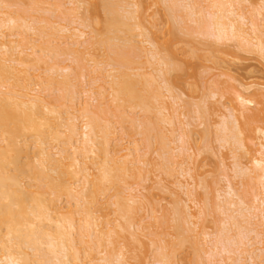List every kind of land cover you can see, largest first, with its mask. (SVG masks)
Masks as SVG:
<instances>
[{
    "label": "bare ground",
    "instance_id": "6f19581e",
    "mask_svg": "<svg viewBox=\"0 0 264 264\" xmlns=\"http://www.w3.org/2000/svg\"><path fill=\"white\" fill-rule=\"evenodd\" d=\"M12 1L13 0H11V1L10 0H0V264H133L134 259H135L134 264L135 263L141 264L144 261V259H145V263H146L147 262L146 259L149 257V254L140 253L141 251L139 250L141 248V246L144 248V246H145V244L143 242L144 240L142 241L144 246L143 245L135 246L141 240V239L139 240L138 236L143 237L142 235H139V234H144L142 232L140 233V231H139V230H141L140 227L149 225V224H146V225L140 226L139 222H142L143 219H141V221H138L139 225L135 222V220L139 216L141 217L144 214L143 216L145 217V212L143 211V209H144L143 205L144 204H142V200L139 199L140 196H138V197L136 196L138 193V192L136 193V191H135L136 190L135 188L137 187V185L135 186V188L133 187L136 195H134L135 193L131 192L133 194V196L129 194L130 193L129 191L133 190V189L129 190V187L127 189H125V190H128V193H127V191H124V194H126V195L129 194L126 197V196H123V193L119 190V188H121V190H122V188H123L122 185H124L123 183H125L127 185L128 181L132 180V179L134 180L135 177L137 179V182H134L135 180L134 181L132 180V183L134 182L133 183L134 185L136 183V184H138L139 187H141V185L138 183V177L136 174V170L137 171L139 170L141 172L143 170H145L144 167H145L147 156L149 155L150 150L156 149V148L149 146V144L152 145V143H153V142L151 143L152 139H150V137L153 135V133L156 130L155 134L157 135V137L159 136V138L157 139V137H156L154 139L155 140L157 139V141H158L161 138V134H163V133L160 130V125H158L159 128L158 127L156 128L155 125H157L158 123L163 124V122H164V119L162 121V117L164 116V115H162L163 111L161 113H159L157 103L154 102V101L158 100V99L154 100L156 93L155 92H153L154 94L152 93V90L156 85L154 87L152 86L153 82L155 83V80L152 82L153 78L150 77L152 75H150L149 72L154 71L152 73L154 76V73L156 71L158 72V69L156 70L154 68L156 63L158 64L157 65L158 68H161L159 66H162V68H161L162 71H160L161 73H159L158 75H159V77H162L164 75L163 76L164 78L163 79L161 78V80L163 81L166 79L165 83H166V85H168L169 82L167 79H169L170 76L168 77L167 74L168 73L170 74L172 70H175L171 66V65H174V63H170V58L165 56V53L164 54L161 53V52H164L163 51L164 49H163V47H161L162 49L159 47L160 46L159 42H158V44L156 42L154 43L153 42L154 39L153 40L151 39L152 35L148 33V31H147L148 29L144 24L145 17L141 18V16L138 15L139 13H137V12H140V11H138L140 9L139 8L140 6L138 7V5H140V4L137 5L138 2H135L136 7L138 8V10H136L137 8H135V9L133 8L135 4L134 5L132 4V3H134V1L131 2L130 0H125L124 1L125 3L131 2L129 4L133 5L131 8L133 11L130 12L131 9L129 7H127L128 9H126V10L122 9L123 11H125V12H122L123 13L122 14V13H120V10H119L120 8H119L118 4L122 1V3H121L122 6H120V7H124L125 5L123 6V4H124L123 0H121V1L118 0V1H120L119 3H116L115 2L116 0L115 1L103 0L102 10H105L103 15L106 16L105 23H104L105 24V30L103 31L104 35L102 36L100 34H97L99 32L98 31L95 34L90 35L91 37L89 39H85L84 41L82 40V42H81L80 39L75 38V36L78 37V32H79L80 37H82L84 34L87 33L86 30L82 27L86 28L89 23L91 25H94V24L98 25L96 22H98V20L100 21V19H98L95 22L94 21L95 19L91 18L92 14H90L91 17H89V16L83 17L84 13L81 16L80 12H81V9L84 8L83 7L84 5L80 6L81 7V9H80L78 7V5L74 4L73 8L75 7V9H78V8L80 9V12H79L80 17H76V18H74V20L72 19V17L71 18L69 17L70 20L68 19L67 21H64V17L66 19L67 15L65 16L64 14L59 13V12H61V10L59 8L62 7L63 4L61 5V2L63 0L62 1L57 0V2H56L57 5H56V3H54L56 0L53 1V3H51V4H49L50 0H47V1H49L48 4L45 2V0L44 1L43 0H29L30 2L27 0L28 2L27 1L26 2L32 4L31 6L33 8V9L32 8L29 9L27 6L28 10H27V8L25 10L24 9L25 7L24 8L22 7L21 9H19L20 7H18L19 5H17L16 3H13V4L14 5L16 4L18 9H16L17 7L15 6L16 7L15 8L14 5H13V8H15V9H11V6H12L11 2ZM20 1L22 3L23 0H20ZM58 1H59L60 5L58 4ZM71 1L74 2V0H71ZM76 1L78 2V0H75V2ZM99 1H101V0H99ZM158 1L162 2V0H158ZM164 1H165L164 4L166 6V3L168 2V0H164ZM170 1H172V3L171 2L167 3L168 7H169V4H172V5L177 4L176 2H178L179 0H170ZM182 1L184 2V0H182ZM190 1L191 0H189V4H191V5H189V4H187V5H189L188 7L189 8L191 7V9H190V11L188 9H186V11L189 12V14L192 18L193 17L195 18L196 22H198V25H197V23H195L196 25H194V24L193 25L199 26L198 27L199 30L201 29L199 31V30H197L198 29L197 27L195 28L194 26H191L192 28L194 27L195 30L192 29L191 27L188 28L190 33L192 31V34H193V32L196 30L199 32L202 31L206 34L208 33L209 35L213 34V36H214L213 38L216 39V37H218V38H221V40L224 39V37L227 38L230 35H232V36H230V38L231 37H233V38L237 37V40H240L239 41L240 43H242L244 41L247 43V45H250V44L253 46L255 45L254 47H256L259 50V52H261V54H263V52H264V37H263V35H261V31L263 34V30H261L262 28L259 27L261 24L258 26L259 23L258 22H257L258 24L255 23V20H254L255 18L252 19V16L250 17L253 10L256 12L255 6L252 5L253 9L250 8L251 7L250 5L254 4L253 1H251V0H205V1L200 0L202 2L208 1V3H206V5L208 4V6L205 8L209 9L208 11H209L211 18H209V14L206 11H204V12H206L208 14V16H206V17L202 16L203 10H206V9H204L203 6H201L202 2L199 3V0H196L195 2H198L199 5H195L196 3H194V6H193L194 0L192 1V3H190ZM26 2H24L21 5H28ZM80 2H81V0H79V4L81 5ZM82 2H83V0H82ZM96 2L94 3V1H93L94 6L96 5ZM183 2H181V3H183ZM186 2L188 3V1H186ZM86 3H87V1H85V4ZM128 3H127V5H129ZM43 4H45V6ZM88 4H86V5H88ZM52 5L55 6V10L53 8H51ZM172 5H170L171 7H169L172 11L170 9H169V11L171 12L172 17H174V19H175L176 15L174 16V12H175L174 9H176L179 4H177V6L174 5V6H176L175 8H172L173 7ZM203 5H205V3ZM259 5H262V4H259ZM259 5H258L259 8L257 9L258 10L257 13L258 12L260 13V11L264 8V7L261 8ZM76 6H77V8H76ZM91 6H93V5L91 4ZM182 6H183V4H182ZM95 7H97V6H95ZM183 7H185V6H183ZM125 8H126V6H125ZM56 9L60 10L58 12L60 14V16L61 15L64 16V17L61 16V18H60L61 20L63 19L62 23L55 22L56 19L52 20L54 16L58 15V14H56V15L54 14V13H56L55 12ZM65 9H67V8L65 7ZM86 9H87V12L89 15V11H91V10L88 7H86ZM141 9H142V7H141ZM93 10L95 12L97 10V8H94ZM127 10H130V11L128 12ZM166 10H167V6H166ZM181 10H183V8ZM48 11L54 12V13L51 12L52 16H53L52 19L50 18L51 14L48 17V14H49ZM99 11H100V9H99ZM126 11H127V13H126ZM44 12H45V14L47 12V16H45V14L44 15L42 14ZM67 12H68V10H67ZM67 12L65 11L64 13L67 14ZM75 12H76V10H75ZM94 12H93V15H94ZM134 12H136V15ZM178 12H179V10L177 11V15H179ZM250 12H251V14H250ZM255 12H253L254 16H255ZM105 13H106V15H105ZM124 13H126V14H124ZM129 13H132V14H129ZM143 13H145V12L144 11L142 12V10H141V14H143ZM263 13H264V11L261 12L260 15H262ZM166 14H168V13H166ZM186 14H188V13L186 12ZM203 14L205 15V13H203ZM95 15H96V13H95ZM188 15L186 17L184 15V18H187ZM58 16H56V17L58 18ZM74 16H77V15H74V13H73V17ZM98 16H99V18L101 17V15H99V14H98ZM143 16H145V14H143ZM258 17H259V14H258ZM260 17H263V16H260ZM90 18H91V20H93L92 23L90 22L91 21ZM96 18H98V17H96ZM177 18L180 20V21L178 20V23L181 26L182 25L181 22L184 23L183 22L184 18H183V16L181 17V15H179V17H177ZM205 18L208 20H206ZM60 19H59V21H61ZM101 19H102V17H101ZM172 19L173 18H171V21H172ZM182 19H183V21H182ZM78 20H79V22H78ZM57 21H58V19H57ZM86 21L89 23L87 24ZM103 22L101 21V24L99 23V25L102 26ZM175 22L178 25L176 19H175ZM188 22H187V24H188ZM192 22H193V20H192ZM55 23H57L56 29L57 30L59 29V31H61V33L59 31H57V33H53V31H52V33L55 35L59 33L57 35V37L55 36L56 38H58V36H59V39H60V37H63V38L66 37L64 39L66 41H67V38L68 39L71 38V39H69V41L71 40L70 43L73 46L69 43V41H67L66 45L70 44L71 46L68 45L69 49L66 48L68 50H66L67 54L66 53L65 54L68 56H71L72 59L74 58L75 59V60H73L74 63H77V62H75L76 60L79 61V59H78V57H76L75 53H77L79 50L81 51L82 48H83V50L86 49L84 46H87V47H89V45L92 47L94 46L93 47L94 50L92 49V47H91L92 50L90 48H89L90 50L87 48L89 51L86 50L87 54L89 52V54H90L89 56H92V60L88 59L89 56H86V60L88 59L87 60L88 62H86V61L83 62L82 64H84V66H82V67H85V63H86V66L90 65L91 63L90 64H88V63H89V60H91L98 67L97 71L98 72L102 71V73H100V74H102V75L104 74V75H103V77H102V75H100V76L97 75L96 78L95 77L92 78L93 76L90 78L89 74H91V70H88V68H90V67L89 66H87L88 68L85 67L88 72L90 71V73L89 74H86V72L84 74L82 73L84 77L88 76L85 78L87 84H85L86 86L84 87L85 89L83 90L85 92V94H87V96H85V98L82 97L83 99H86L88 97V99H86L85 101L83 100L84 103H83V101L81 102L82 98L75 97V96H78V95H76V93L74 94V96L72 95L71 92H70L71 95L69 93L70 96H68L66 94V92L69 91L68 88H66V87L67 86L69 87V85L72 82L73 83L75 81H76L75 83L78 82L77 79L75 80L74 76L79 79V82H81L80 76H82V74L80 76H76L75 75L77 73L76 69H74V70H76L75 74L71 73V71H73L72 65L70 66L69 63L67 65H64V64L62 65L61 61H63V60H61L60 57L58 60L59 51H60V56H61V53L63 51V48H62V47H64V46H62L63 43L61 41V43L59 44V41H58L59 39H57V41H58V43L56 42L57 43L56 46H58V48H57L55 45H53V43H55V40H54V42L52 43V45L54 46L53 47L51 45V39H53V38L56 39V38L54 37V35H53V38H51L52 35L49 36V33H48L51 30H53L51 28H54ZM75 24H76V26H72ZM169 24H171V23H169ZM187 24H184V25L186 26ZM249 24H251V26L253 27V28L248 27L249 30H250V28L253 30V31L250 30V31H252V33L249 30H247V28L245 27L246 25L249 26ZM91 25H89L88 27H91ZM262 27H263V25H262ZM136 28L139 29V30H137V31H139V32H137L138 36H142V37L147 38L145 40L143 38L144 41L151 43L150 40H152L153 44L157 45V46H154L153 44L152 45L150 44L151 47L152 46L156 47L154 49L155 51L149 49L151 51H154V52H152V53H154L152 55V57L154 56L152 69L153 68L155 69V70H152V71H149L146 73V74L149 73V75H150V76L148 75L149 76L148 78H149V80L151 79L150 81L152 83L150 85H149V83L147 84L148 80L145 82L147 76H146L145 72L143 73V71H145V69H143V67H142V66H144V68H146L145 65H143V63H142L141 64L142 66L140 67L141 68L140 69L138 65H140L139 63H141V62H137L138 60L143 58V56H142V58H139L138 56L142 55L143 54L142 52H145V53L147 52V49L145 46V44H147V43L144 42V44H142V45H144L145 48H143L144 47L143 46L142 49H140V50L138 49L139 48L138 46L132 45L134 47V49H135V47H136V49H138L137 52L139 51L142 53V54L141 53L139 54V52H138L137 53L138 55L136 53H134L136 50L133 52V49H132L133 47L129 43V41L131 42V40L128 37H129L130 33L133 32L134 29H136ZM172 28L174 29V27L171 24V31H172ZM259 28H261V29H259ZM94 29L96 30L95 26H94ZM101 29H103V28H100V29L98 28V30H101ZM176 29H178V28H176ZM184 29H187V28L184 27ZM190 29H192V30L190 31ZM29 30L32 31V33H33V31L37 32L36 34L34 33V35L36 36L38 34L39 37L37 38V36H36L35 37L36 39L35 38H34V40L31 39V37L33 38L34 35L32 36V34H31V37H30L29 36L30 34L29 35L27 34V32H29ZM89 30L91 31L90 28L88 29V31ZM95 30L93 31V33L96 32ZM178 30H180V32H182L181 28H179ZM175 31L176 30H174L172 32L175 33ZM54 32H55V30H54ZM64 32H65V34H63L64 36H61L60 34H62ZM68 32H70V33L66 34ZM103 32H102V34H103ZM121 32H123L124 35L126 32L128 37L127 36L122 37V35H120V34H123V33H121ZM135 32H136V30H135ZM188 33L186 32L185 34L188 35ZM204 33H202V34H204ZM90 34H91V32H90ZM132 34H134V33H131V35ZM192 34H191V36H192ZM199 34H195V35H199ZM73 36L77 40L73 41ZM200 36H202V35H200ZM202 37H204L203 39L205 40L206 38H208V35L206 38H205V36H202ZM83 38H86V36ZM209 38H211V37H209ZM134 40H135V38H134ZM189 40H190V38H189ZM254 40H256V42H254ZM66 41L64 43H66ZM115 41H117V42L115 43ZM119 41L120 42L122 41V43H119ZM191 41H189V42L191 43ZM213 41H214V39H213ZM135 42H133V43L131 42V43L134 44ZM216 42H219V41H217V39H216ZM77 44L78 45L83 44L82 46H80L82 48L79 50L76 49ZM198 44H199V41H198ZM59 45L62 46L61 47L62 50L60 49ZM102 45H105L107 47L105 49V51L107 50L111 54V55H109V57L107 56L108 62H106L104 59V57H106V56L103 57V61H102V58L99 59L98 55L99 56L103 55V54L100 55L101 51H99L100 53H98V54L96 53V51L98 52L97 49L102 50L101 47L104 48V46H102ZM138 45H140V44H138ZM74 46H75V48H72ZM95 46L96 47L98 46L99 48H96ZM211 46H213V45H211ZM95 48H96V50H95ZM129 49H131V50H129ZM86 51H82V55L80 56V59L84 54L83 52H86ZM131 51L133 52L132 54L137 55V56L133 55V57L134 56L136 57V60L139 58L136 61L138 64L135 62V59H131V57H132V56L130 57V55H132ZM148 54H149V51L146 55H148ZM63 55H64V53H63ZM63 55L61 57H63ZM105 55H106V52H105ZM192 55L194 57V54H192ZM68 58H70V57H67V61L71 59V58L70 59H68ZM168 58H169V61H168ZM63 59L66 63V60H65L66 58L63 57ZM132 61L135 62L136 64H134ZM80 62L81 61H79V63H77V65H79ZM104 62L107 63L106 69H109L108 67L112 66V69L106 70V74L104 73L105 71H103L104 70L103 67H105L103 65ZM109 62H111V63H109ZM150 62H148V63L150 64ZM171 62H172V60H171ZM74 63H71V64H74ZM101 63H102L103 67H100ZM145 63L148 65V63L146 61H145ZM151 64H152V62H151ZM95 65H93V67ZM134 65H137V66L134 67ZM131 66L134 67V69L132 68V70H130ZM136 67L139 70L138 69L135 70ZM178 67H180V66H178ZM75 68H78V66ZM123 68H127L128 70L127 69L126 70L129 71V73ZM41 69L43 70V72H41ZM148 69H149V66H148ZM170 69H171V71H170ZM79 70L82 71L81 68ZM84 70L85 69H83V71ZM94 70H96V68ZM176 70H177V67H176ZM133 71L134 72L136 71V73H137V71L140 72L141 77H143L142 78L143 81H142V79H141V81L145 82V85H143L144 83L141 84V82L139 80L140 77L137 78L138 75H135V73H133ZM44 72H45V74H44ZM157 72L155 75H157ZM172 73H173V71H172ZM172 73H171V75H172ZM71 74H73V77H71L72 76ZM160 74H161V76H160ZM155 77L156 76H154V78ZM73 78L75 81L73 80ZM87 78H89V80H87ZM157 78L158 77H156V79ZM81 80H84V78H81ZM98 81L99 82L103 81L106 84L108 82V84H110V85H109V87H107L108 85L106 86L104 83L98 84ZM79 82H78V84H80ZM222 84H223V82H222ZM216 85H217V83H216ZM258 85H260V84H258ZM74 86H72V89H71V87L69 89L73 90V87H74V90H75L77 85L74 84ZM80 86H81V84H80ZM80 86H78V87H80ZM82 86H83V83H82ZM82 86H81V90H82ZM157 86L155 87V89L157 88ZM165 86H164V89H165ZM220 86H222V85H220ZM261 86H262V88L264 87L263 85H261ZM241 87H242L243 91L239 89L237 91L235 90L236 92H238L237 94H235L233 92L236 95L234 97L237 98L236 99L237 103H235V101H232V100H234V98L231 99V103H233V104L235 103V106L233 107L232 111L235 109L234 111H236L235 112L236 115L240 112H241L240 115H243V114L247 115L246 118H248L249 120H247L245 117L244 118H245V120H247L249 122H246V121L242 122L243 118L241 119L242 123L241 122L239 123L237 121H233V123L236 124L235 126L233 124V126L236 127V128H234L233 126H231L229 123H227L225 121L222 124V122L224 120L223 119L220 122L223 125L222 128H224V129H221V130H223V132L225 131L228 133L227 134L225 133V135H223L224 137L222 135L221 136L217 135V136L221 137V139L224 138L225 139L224 141H227V142H225L226 144L227 143L229 144L230 140H232L231 141L232 144H229L230 146L232 145L231 146L232 148L235 146V145L233 146V144H235V143L238 145L239 144L242 145L244 143L243 142V138H244L243 135H245V132H246V134L249 135L250 130H251V135L250 136L245 135V139L250 140L251 136H253V138L258 137V135L257 136L253 135L254 133H252V132L254 130L255 131L260 130L259 133H262L261 135H263V137H264V127H262V126H260V124H258L260 127H262V128H258L257 126L255 127V124H253L255 127V129H253V131H252L253 126L251 127V125H252L251 122L252 123H254L255 121L256 122H263V120L258 121V118L255 117L253 114L256 113L255 115H258L257 111H259L262 114L264 113V91L262 92L261 87L259 89L257 88V90L256 89H255V91L253 90V94H252L253 97H252V95H250L251 93L249 95H246V93H244V90L248 92L252 88L251 85L249 86L248 84L246 85L244 83V84H241ZM167 88H168V91L171 93V97L174 98L175 100L174 99L173 100L176 101V103H177L178 102L177 99H179V96L177 94H176V96L174 95V93H173L174 88L172 90V85L167 86ZM211 88H212V86H211ZM160 89H161V87L159 88V86H158L157 90L159 93H160ZM215 89H216V87H215ZM65 90H66V92L62 93ZM74 90H73V93H74ZM224 90H227V88H224ZM55 91H59L60 93L57 92L58 94H55L54 93ZM76 91H77V88H76L75 92ZM83 91H80V92H83ZM162 91L163 90H161V93H162ZM227 91H230V90H227ZM209 92H211V91H208V93ZM213 92H214V90H213ZM216 92L217 93L219 92L218 86H217ZM159 93H157V94H159ZM211 93H209L207 95H209V96H212V94H213V96L216 95V93L215 94L214 93L211 94ZM221 93H223V92L221 91ZM221 93H219L220 96L222 95ZM224 93L227 94L226 92H224ZM78 94H79V97L82 96V95L80 96V94H82V93H78ZM161 95L162 94H160V96ZM108 96H112V97H108ZM163 96H164V99H166L165 94H163ZM163 96H161V97L163 98ZM106 97L110 98L107 102L109 105V110L106 107L107 111L105 108L106 104H101V103L105 102ZM156 97H158V96H156ZM158 98L161 99L160 97H158ZM65 99H67V100H65ZM75 99H76V101H75ZM78 99L79 100L81 99L80 102L77 101ZM164 99H162V100L166 101ZM92 101H93V103H96V101H97L96 109H93V107L92 108L90 107V103ZM109 101H110V103H112V106H114V109H113L114 111L115 110L117 111V109H120L123 107L125 109L126 106L131 107V109L132 108L135 109V107H137V109H138L140 107L139 109L141 111H144V113L146 115V113H150V111L152 112V110H154V111L156 110V113L155 112H152V113L155 115L157 114L156 116H158V117L156 119L155 118H153V119H155L156 122H158V123H155V121H150V119L146 123L147 117L145 118V115H144L143 120L140 117L142 120L141 121L142 124H140V127L143 128V129L140 128V131L143 134V135H141L142 136L141 140L143 141L145 138L144 141H146V145H147V148H146L147 149L146 150L147 156L145 155V152L143 151L144 152L143 154L146 158V159L144 158L145 159L144 161H142L143 160V156H142L143 154H142V151H140L141 149H139V147L138 148L134 147V144H136V143H134L135 139H133V137H132L133 133H131L132 134L131 138L133 139L132 142L134 143L133 147L135 148V150L134 149H132V150H134V152L136 151L138 153L140 151V155L142 154L141 155L142 157H140V155L136 152H135L136 153L135 154L131 150V148H130L131 146H127V145H129V143L131 141H129L126 146L123 145L125 143V142H123V140H125L124 137H126V134H128L129 128L131 131L133 125L135 127V124L138 121H140V119L138 121H136V123H135L133 121L131 122V120L129 118L128 119V120H130V123H129L126 116L124 115L125 113H127V107H126L125 113H123V115L125 116V119H124V117L121 114L122 113L121 110H119V111H121L119 113L114 112V111L112 112V110H110V107L112 108V106L110 105ZM163 101H162V103H160L161 104L160 107H162V108L159 107L160 108L159 111H161V109L163 110V108L166 107V106H163V105H166L165 102L163 104ZM220 102L221 101H219V103ZM219 103H218V107H220ZM158 104H159V100H158ZM172 104H175V103H171V107H170L169 112L174 109L172 107ZM178 104H180V103H177V105ZM253 104H254V106L257 104V106H255L256 108H254L256 112H254ZM101 105H102L104 111L101 110L102 113L100 112L101 114H99L98 109H102V108H100ZM225 105L227 106L226 103H224V105L222 104L221 106L223 107ZM91 106H92V103H91ZM169 106H170V104H169ZM204 106H206V103ZM258 106L259 107L261 106V107L259 108ZM94 107H95V105H94ZM198 107H197V109H198ZM201 107H202V105H201ZM175 108H178V110H179L178 106H176ZM224 108H226V107H224ZM250 108H252L253 112H254V113L250 114V118L252 117L251 115H253V117L257 118V120H254L253 117L251 119L249 118L248 113H250V111H251ZM124 109H123V111H124ZM202 109H203V107L201 108V110ZM189 110L191 111V109H189ZM230 110H231V108H230ZM109 111L112 112V113H110V115L108 113ZM134 111L136 112V110H134ZM193 111H194V108H192V113H193ZM199 111L200 110H197V114H199ZM204 111H205L204 109L202 111H200L201 114L198 115V116H200V119H198V120H201V118H203V117H205L204 120L207 119L206 118L207 116H206ZM219 111H221V110L219 109ZM247 111H249V112L247 113ZM103 112L105 113L103 115L104 117L102 116ZM195 112H196V108H195ZM203 112H204L205 116L203 115V117H201ZM114 113H115L114 117L117 116V113H118V115L120 114V116H122L121 121H119L120 116H118L117 119H115L116 118L115 117L114 118L115 120H118L119 122H122L123 119L125 120V121L123 120V123H122L123 126L121 125L122 128L120 126V129L124 130L123 133H125V130L127 129V128L125 129V126H124V122H126V120H127V122H126L127 124L128 123H129V125H131V123H133V124H132V127L131 126L128 127V131L126 130L127 133H125L124 137H123V133L121 134L122 131L120 132L121 136H120V134H119V136L123 137V139L118 138L119 137V136H117L118 134L114 135V136L112 135L113 138H115L116 136H117V138L114 140V143H112L110 146V143L113 142L112 141L113 139L112 138H111L112 140L110 139V137H112V136H110V134L112 132H113L112 134H114V133L116 134V131H115L116 128H114V124H113L114 121L112 122V118H113L112 114H114ZM131 113H132V110H131ZM134 113H133V115H136ZM176 113H177V109H176ZM176 113H175V115H176ZM129 114H130V112L128 113V115ZM158 114H160V115H158ZM163 114L166 115L165 112ZM193 114H195V113H193ZM232 114L234 115V112H232ZM262 114L261 115L259 114L260 116H258V117L259 118L261 116L264 117V115H262ZM105 115H109L110 117L112 115V118L110 119V121L113 125H111L110 123H109L110 125H108V124L102 125L103 123L101 124L102 121L103 122H104V120L106 121ZM133 115H129V116H133ZM230 115H231V113L229 114L228 117H230V118L232 117L231 119H233V115L232 116H230ZM101 116H102V118L100 119ZM109 116H107V118ZM223 116H225V115H223ZM223 116H222V118H223ZM136 117L134 118L135 120H136ZM170 117L172 118V115ZM176 117H177V115H176ZM192 117H194V116H192ZM238 117H239V114H238ZM103 118H104V120H103ZM148 118H150V114H149ZM158 118H161V119H158ZM166 118L167 117L165 116V119ZM173 118L176 119L175 116ZM224 118H226V117H224ZM144 119H145V121H144ZM170 119H168V122H166V123H169V121H171V124H172L174 122V120L172 122V120H170ZM78 120H80V122ZM177 120H176V123H177ZM77 121L79 123H82L81 127H79L80 124L78 125ZM108 122H109V119H108ZM108 122H106V123H108ZM150 122H151V124H150ZM217 122H219V121L217 120ZM116 123L118 125V122H116ZM196 123H197V121H196ZM199 123H202V122H199ZM210 123H211V121H210ZM212 123H213V125H216V124H214V120ZM237 123H239V125H237ZM246 123L251 124V125L247 124L248 126H250L249 133H247V131H246V129L247 130L249 129V127L246 126ZM221 124L219 127H221ZM119 125H120V123H119ZM174 125H173V127H174ZM177 125H178V128L183 126V125L179 126L178 123H177ZM187 125H188V123H187ZM192 125H194V124H192ZM213 125L211 127H213ZM229 125H230V127H229ZM262 125L264 126V124H262ZM162 126L164 127V124ZM162 126H161V129H162ZM151 127H152V129H151ZM153 127H155L154 130H153ZM208 127H209V125H208ZM208 127H206V128H208ZM243 127L246 128L244 133L241 132V129H243ZM137 128H138V126L136 125V129H133V130L137 131ZM238 128H239V130L236 131L235 129H238ZM110 129H112V132ZM158 129L161 132H158L159 131ZM182 129H181V131H182ZM184 129H185V127H184ZM151 130L153 131V133ZM176 130H177V128H176ZM186 130H187V128H186ZM205 130H207V129H205ZM205 130H204V132H205ZM140 131L138 132L139 134L141 133ZM184 131H182V132H184ZM190 131H191V129L188 130V132H190ZM209 131H212V130H209ZM217 131L215 132L216 134H218ZM242 131H244V129ZM149 132L152 134L151 136L149 135ZM206 132H208V131H206ZM159 133H161V134L159 135ZM213 133H214V130H213ZM242 133H243V135H241ZM139 134H138V136H140ZM212 134H211V137H212ZM219 134H221V133H219ZM208 135L204 134L203 138L205 139V136L207 137ZM127 136H129V135H127ZM135 136H137V135H135ZM217 136L215 135V139L217 138ZM240 136L241 137L243 136L242 140H239V139H241V138H239ZM219 137H218V140H221V139H219ZM247 137H249V138H247ZM129 138H130V136H129ZM129 138H127V139H129ZM146 138L148 140H146ZM167 138L168 137L166 136L165 140ZM132 139H130V140H132ZM180 139H182L181 141L184 143V142H188L191 139V137L188 133L186 134L184 132L181 134ZM139 140H137V142ZM155 140H153L154 143H159V145L160 144L162 145L164 143V142L161 143L162 139H160V142H157V141L155 142ZM254 140H251V143ZM144 141H143V143H144ZM148 141H149V144H148ZM171 141H172V139L170 140V143H169L166 140L165 141L166 144L165 143L164 144L165 145L168 144V146H169L171 144ZM181 141H179V142H181ZM222 141L223 140H221L220 142H222ZM139 142H138V144L141 145V142L140 143ZM138 144H136V146H138ZM184 144H183V147H185ZM245 144L240 146V148L235 147L236 151L234 148H233L234 150L232 148H230V146L228 149L230 151L231 150L235 151V153L237 152V156H238V152L240 153V150L237 151L238 148L241 149V147H243ZM247 144H249V143L247 142ZM260 144H261L260 148L255 147L257 150L256 152H258V154L255 152L256 154L254 153L250 157V162H249V163H251L250 165L253 164L255 166L254 169L250 170L251 176H250V173L247 171L249 169L246 167H243L241 165L242 162L240 160L236 161V163H238L237 164L238 168H240L239 170H240L241 174H243L242 175L243 177L244 176L247 177V175H248L247 178H249V176H250L249 179L255 178L254 181H256V178H257L260 181L259 183H261L262 191L260 189V193L258 191L257 195L253 194L255 196V198H254V196H252V197L255 199L256 202L258 201V203L261 201L262 204H261V202L259 204L257 203L256 207L253 205V207H255V209H254L255 212H254V210L252 211V208H253L252 205H250L251 210H250L249 205H247V207H249V208H247L246 206H245V208L243 207L244 208L243 212H244V210L245 211L248 210V214L253 213L252 215L253 216L255 215L254 218H258L256 222L254 221V223H253L252 218L245 215V214H247L246 212L244 214L241 213V215H243V221H241L242 219L240 216L239 217L241 220H238V218H237V216L240 212L238 209L240 207H238V205H240L241 203H243L242 206L247 204L245 202L247 200V199L245 200L246 196L244 197V195L246 194V192L244 193V191L246 189L244 187L246 186L247 183L245 184V182L244 183L241 182L242 185L245 184V186L243 187L244 189L241 187V189H243V193H242L241 189H239V186L241 185L240 183H239L240 185L238 186L237 184H235L230 179H229L230 183L228 182V185H229L228 189H227L228 192L226 193L228 195H227V198L225 200L227 203L226 206L228 209H232L233 211H238V213L235 214V216H234V215L230 214L231 212H232V214H234V212L229 211L230 217L228 219V222H229V220H231L230 221L231 224L229 222L228 225H231V227L232 226L233 227L232 228L229 227L228 229L226 227L225 230H227V232H229L232 229V232H233V229H234L233 233L235 234V236H233V238L231 236L230 237L226 236V241H227V238L229 241L228 242L229 244L226 243L227 245L225 244L226 241H225L224 236L228 235V234L223 233V234H225L223 236L224 237L223 243L225 246L220 247V249L222 248L221 251L223 254L225 253L224 254L225 256H226V253L228 255L225 258L223 257L224 260L226 259V262H227V257H229V254L232 253V255H233L234 253H236V250H237L236 248L233 249L234 246L231 248V243H233L232 245L235 244L233 241L234 237L236 238L237 234L239 235V233H237V234L235 233V229L237 231L238 228L239 229L243 228L244 231L246 230L245 233L250 232V233H248V235L254 233L255 234L254 237H256V239L259 238L260 242L264 244V142L260 143ZM161 145L157 146V147H161ZM189 145H187V146H189ZM258 145L259 144H257V146ZM152 146H154V145H152ZM252 146H255V145L253 144ZM163 147H165L164 153H167L166 149H168V148H166V146H162L161 148H163ZM247 147H245V148H247ZM161 148H159V150H156L157 153L160 152L159 156H161V151H162ZM170 148H171V145L169 146V149ZM173 148H171L170 150H172ZM248 148H250V150H251V147H248ZM148 149H150L149 152H148ZM187 149H188V147H187ZM190 149H191V146H190ZM193 150H194V148H193ZM243 150L244 149H242L241 152ZM124 151H126V152H124ZM173 151H171V152H173ZM185 151H186V149H185ZM187 152H188V150H187ZM187 152H185V153H187ZM243 152H242V154H244V155H245V153H247L245 151H243ZM168 153H169V151H168ZM232 153L234 154V152H232ZM110 154H111V156H110ZM134 154H135V156H134ZM169 154H168V156H171V154L170 155ZM182 154H184V153H182ZM132 156L134 158L132 160L133 162L131 160L130 161L132 163L130 161H128L129 167H131V165L133 167V170L131 172V171H129L131 168L127 167L128 162H126V161L129 158L132 159L131 158ZM163 156H164V154L162 153L161 157H163ZM166 156H167V154H166ZM139 157L141 160L140 163H142V164L144 163L143 164L144 167L142 168V165L140 167L143 170H140L138 167H136L134 165V161L136 160L135 163H137V160H139L138 159ZM188 157H189V155H188ZM193 157H194V155H193ZM167 158L169 160V157H167ZM172 158H174V157L172 156ZM172 158H170V159H172ZM153 159H155V157ZM150 160L148 159L147 162L149 163ZM159 160H161V158ZM168 160L166 161L167 164L165 163V161L164 162L159 161V162L166 164L168 169L170 168V171H171V166L175 163L173 161H175L176 159L175 160L172 159V161L169 160L172 162V164ZM186 160L187 159H185V161ZM188 160H190V158H188ZM153 161L151 163L152 164V171H153L154 166H155L154 170H156V169L161 170L158 167H160V168H161V166L163 167V164L161 165V164H159V162L156 164V161H154L155 164H153ZM186 162H187L186 165H188V163H190L188 161H186ZM130 163H131V165H130ZM140 163L138 162L137 165L139 166ZM170 164H171V166H170ZM175 164H174V166H176ZM183 164H184V167H183ZM156 165H157V168H156ZM149 166L147 165V168ZM180 166H181L180 169L182 170V173L187 172V171L189 172L191 170L193 173H195L197 175L195 168L193 169V170H195V172H194L192 170V168H189V165L187 168V166H185L184 162H182V164H180ZM247 166L249 167V165H247ZM134 167H136L138 169L135 168L136 169L135 170ZM164 167L166 170L165 165H164ZM94 168L97 171L96 170L93 171ZM149 168H151V167H149ZM250 168H251V166H250ZM162 169H164V168H162ZM165 170H161V171L165 172ZM174 170H175V168L172 167L171 173L169 170H166V172L169 171L170 175L174 176V172H173ZM176 170H177V168H176ZM128 171L130 173L134 172L136 174L135 177H133L134 174H133V176L129 175L127 173ZM150 171H151L150 169L147 170L146 174H149V173L151 174ZM191 171L189 173H191ZM172 172H173V174H172ZM237 172L238 171H236V174H237ZM240 172H239V174H240ZM252 172H254L255 176H253ZM138 173H140V172H138ZM160 173H162V172H160ZM165 173H163V174H165ZM176 173L177 172H175V174ZM189 173H185V174L186 175L188 174V177H190V178L192 177L193 180H195V178H196L195 175H193V173H192L189 176ZM241 174L239 175L240 177H242ZM191 175H193V176H191ZM162 176H164V175H162ZM129 177L131 179H129ZM141 177H143V176H141ZM145 177L147 179V175ZM234 177H237V176H234ZM140 179H143V178H140ZM231 179H233V178H231ZM246 179L244 177V181ZM249 179H247V180H249ZM241 180H243V179L240 178V181ZM142 181L144 182V179ZM142 181L141 182L139 181V182L142 183ZM120 183H122V185H121L122 187L121 186L119 187ZM129 183L132 184L131 181H129ZM179 183H182V181L179 180ZM183 184L182 185L180 184L179 186H183ZM250 184H251V182H250ZM256 184H258V182ZM126 185L124 186L125 188H126ZM252 185L256 187V185H254L253 183H252ZM258 185L260 186V184H258ZM131 186H133V185H131ZM186 186H188V185H186ZM247 187H249V185H247ZM256 188H258V187H256ZM113 189H114V191H112ZM187 189H188V187H187ZM196 189L198 190V188L196 187V188H194L195 191L193 190V188L190 191H189V189L187 191L186 196L187 197L190 196L189 198L192 200L194 199L193 201H195V199H198L196 197L199 195V190L197 192ZM239 190H240V192H239ZM111 191H112V193H110ZM205 192L206 193H203V195H205L208 198V196L206 195L207 190ZM248 192H247V194H248ZM252 192L254 193V189H252ZM252 192H249L250 195ZM184 193H186V192L184 191ZM195 194L197 196H195ZM191 196L193 198H191ZM194 196H195V198H194ZM101 197L104 200V202H101L102 201ZM103 197H105V198H103ZM65 198L67 199V202H66L67 204L66 203L65 204L68 205L66 207H64V205H62L63 200H64V202L66 201ZM113 198H115V201L112 203L111 201L113 200ZM136 198H138L140 200V201L139 200L138 201H139V203H141L142 208H139V206H138V208H136V205H134L135 201L133 202V199L137 200ZM247 198L249 199V196ZM250 199H252V198L250 197ZM223 200L224 199H222V201ZM70 201H72V203ZM255 201H254V204H255ZM68 202H70V204ZM131 202H133V204ZM220 202L221 201L219 200V203ZM104 203H106V204H104ZM110 204H112V205L110 206ZM114 204L116 205L115 206L116 209L114 208V210H115L114 213L115 212L119 213L118 214L119 217H120V215L124 216V220H127V222H125L123 220V218L120 217L121 220H123L125 222L123 225L118 222V221H120V219L115 217L117 214H114L115 215L114 217L117 219L116 220L114 218V220L116 222H118L117 223L118 225L114 226L116 224V222L114 220H111V215L113 214V212H111V215H110V213H107V212L112 211V209H113L112 208L111 210H108V207H110V208L114 207ZM130 204L132 206H135V208H133L134 210L131 209L132 207ZM135 204H137V203H135ZM94 205H98V206L95 207ZM100 205L101 206L105 205V207H100ZM92 206H93V209H92ZM154 206L155 205L152 204L153 209H151L152 208L151 207L150 210H154L155 209ZM220 206L224 207V205H220ZM106 207H107V210H106ZM178 207H179V205H177L176 210L174 209L175 211L173 210V213L177 212V210L180 208V207L179 208ZM232 207H234L235 209ZM95 208H96V210H94ZM101 208H104V209L101 210ZM207 208H206V211L208 210ZM224 208H226V207H224ZM136 209H142L141 211L144 213L142 215H140L141 214L140 210L137 211ZM181 209H183V208L181 207ZM226 209H224V211H226ZM97 210L102 211V212L100 211L101 215H103L102 221L100 220V218H102V216H100V213H99V216H97V213H98ZM130 210H132V213L134 211L133 214H135L137 211V215L139 213V216H137V217L135 216L136 217V219H135V217H133V214L130 213L131 212ZM183 210H186V208ZM183 210H182V212H183ZM202 210H203L202 212H204V214L206 215L204 208ZM216 210H217V208H216ZM221 210H222V208H221ZM158 211L155 210L154 213L151 212V218L147 217L146 221H147V219L150 218L153 221L152 224H154V221H155V223H156V221L158 222L157 216H156V213ZM178 212H177V214L179 215L180 211H178ZM186 212L189 214V216L191 215L190 218L191 217L195 218L194 217L195 214L192 215L191 213H189L190 211H186ZM186 212H184V213H186ZM127 213H128L129 218L125 217L127 215ZM149 214H150V212H149ZM188 214H187V216H188ZM200 214H201V212H200ZM153 215L155 216L156 220L153 219L154 218ZM175 215H176V213H174L172 219L175 218ZM178 215H177V218H178ZM180 216H181V214L179 215V217ZM184 216L182 215V218ZM201 216L204 219L202 220V218H201L202 221H201L200 226L203 227L205 224H203L202 222H204V221L206 222V219H207L206 216L207 215L205 217L203 215H201ZM107 217H108V220L107 219L105 220V218H107ZM130 217H131V220H130ZM177 218H175L176 222H178ZM188 218L185 217V221ZM132 219H135V220L132 221ZM128 220L132 221V223L127 224ZM110 221H113L114 223L113 222L111 223ZM144 221H145V218H144ZM146 221H145V223H146ZM167 221H169V223H170V220H167ZM188 221H186L185 224H187ZM133 222H135L136 224H134ZM143 222H142V224H143ZM150 222H151V220H150ZM176 222H174L173 226L171 225V229H170V230H172L174 226H176V227L179 226V227H177V231L179 230L178 234H177V231H175V229L173 231L175 233H171L173 237L176 236L175 238H177V236L184 230V229L181 230V226L183 227L184 225L183 224L182 225H175ZM180 222H182V221H180ZM192 222H193V220H192ZM242 222H245L247 225H244L245 223H242ZM172 223H173V221H172ZM172 223H170V224H172ZM190 223H188V226ZM109 224L110 225L112 224L111 226H113V227H109L110 226ZM170 224L167 226H170ZM248 224H249V226H248ZM129 225L132 226V229H134V227H136L137 225H138L137 227H139V230H136V232L139 231V233L134 235V237H137L139 241L136 238L134 239V237L131 238L134 234V231L131 232L130 234L125 233V234H127L126 237L129 235V237L131 238L132 244L130 242V239L128 241L131 245H133L132 247H134V246L136 248H138V246L140 247L139 249H136V248L133 249L134 253L131 252L132 248L130 249V251L128 250L131 245L126 246V245H122V244H124V242L120 243L121 239H123V238H121L123 236V235H121V231H122L121 228H123L124 230L127 231ZM133 225H135V226L133 227ZM130 226H129V229H130ZM153 226H155V224L152 225V227ZM190 226H191V224H190ZM116 227H118V229ZM119 227H120V229H119ZM186 227H187V225L185 226V229H186ZM191 227H190V230H192ZM221 227H222V225L219 226V230H218L219 232H220ZM145 229H147V226L145 227ZM149 229H150V227H149ZM203 229L205 230V226L203 227ZM188 230H189V227H187V231H184V233L188 232ZM204 230L201 229V231H202L201 233L204 234V232L208 231V230H206V231H204ZM141 231H143V230H141ZM151 231L152 230H150V235H151ZM153 232H155V231H153ZM222 232H223V230L221 231V233ZM224 232H226V231H224ZM214 233L216 235L215 230H214ZM122 234H124V233H122ZM182 234H183V232H182ZM206 234L208 235V233H206ZM150 235H149V237L151 238ZM211 235H212V232H211ZM145 236H147V234ZM181 236H183V235L180 234L178 237H181ZM241 236L243 238L245 236V234L241 235ZM123 237H125V235ZM152 237L155 239V242H156V239L158 238L157 235L152 236ZM219 237H221V236H219ZM245 237H248V236H245ZM183 238H185V237L183 236ZM124 239H126V238H124ZM154 239H152L153 242H151L153 244H154ZM220 239H222V237ZM244 239L245 238H243V240ZM135 240H137L138 242L135 243ZM173 240L169 239L167 241V243L166 242L164 243V245L165 246L170 245L169 247L171 249L172 243H173V245L175 244ZM181 240H182V237H181ZM216 240H213V241H215V243H217L218 246L216 244H213V246L215 248H219V246H220L219 244L221 242H219V241L216 242ZM236 240H237V238H236ZM253 240H254V238H253ZM247 241H248V238H247ZM149 242L147 241L146 243H149ZM168 242H169V244H168ZM175 242L180 243V245H182V246L185 243V242L183 243V241H182L183 244H181V241L178 242V240H176V239H175ZM238 242H239V238H238ZM254 242H253V244L256 245V242L255 243ZM258 242H259V240H258ZM156 243L159 244V240ZM127 244H128V242H127ZM158 244H157V246L155 244L156 247L154 246L155 248H157V250H159L158 255L156 254V252H157L156 249H155L156 252L155 251L153 252V253H155L154 254L155 256L153 255L154 259L156 256H158L156 259L157 261L155 260V262H157L156 264H175V263H173V261L170 258L171 257L170 255L172 253H175L174 252L175 249H173L174 247L172 246V249L169 250V252H165L168 249H166V247L163 244H161V245H163L162 247L160 244H159L160 246L158 247ZM120 245H122L121 246L122 248L120 247ZM176 245L178 246V244H175L174 246H176ZM221 245H223V244H221ZM124 246H126V247H124ZM241 246H243V244ZM251 246H252V244H251ZM147 247H152V246L149 244V246H147ZM178 247H180V246H178ZM125 248L126 249L128 248L126 250L127 252L125 251ZM145 249H146V247L144 248V250ZM148 249L149 248H147L146 251ZM160 249H162V250H160ZM256 249L257 248H255V250ZM263 249H264V247H263ZM136 250L137 251L139 250L138 253L135 252ZM150 250H152V249L150 248ZM218 250L212 249V253L216 255L217 253L221 252ZM244 250H245V248H244ZM244 250L242 249V252H241V250H239L241 252V255L243 254L245 256L244 253L246 252V256H245L246 259H247V256L248 257L250 256V258H248V259L253 260V262L251 260H250V262L254 264L255 258L257 259V257H256L257 254L255 256H253L254 254L252 253V251L250 252L249 249H247V248H246L245 252H243ZM171 251H172V253H170ZM239 251H237V253ZM247 252H249V253H247ZM127 253H129V256ZM148 253H150V252H148ZM100 254L102 255L101 257H100ZM210 254H211V252H210ZM261 255H263V254H261ZM219 256H221V255L219 254ZM232 257L233 256H230L229 258L232 259V261H234V259H235V261L233 263H235L236 260H238V259H239L238 262L240 261V264H247L248 263V262L246 263L243 261L244 260L243 256L240 257L241 259L238 257H236V258L234 257V259H233ZM130 258H132L133 262L130 261ZM223 258H221V259H223ZM213 259H216V257H214ZM258 260H259V255H258ZM155 262H154V264H155ZM214 263H215V261H214ZM152 264H153V262H152ZM260 264H262V263H260Z\"/></svg>",
    "mask_w": 264,
    "mask_h": 264
},
{
    "label": "rangeland",
    "instance_id": "374dc122",
    "mask_svg": "<svg viewBox=\"0 0 264 264\" xmlns=\"http://www.w3.org/2000/svg\"><path fill=\"white\" fill-rule=\"evenodd\" d=\"M11 1V0H10ZM24 2H26L27 0H23ZM22 1V3H21V1L20 0H13L11 3H12V6H11V9H15L16 7H17V5H19L18 7H20L19 9H21L22 7L26 10V8H27V6H28V8L29 9H31L32 8V4H30V3H27L28 5H21V4H23L24 2ZM44 1V0H43ZM53 1H55V0H50V2L49 1H47V0H45V2L48 4V2H49V4H51V3H53ZM62 1V0H61ZM64 1V2H63ZM62 2H61V5H62V7L61 8H59L60 10H61V12H59L60 10H58V9H56V13H54V12H52V13H54L55 15L56 14H58V15H56V16H58V18L56 17V16H52V13L51 12H49V14H48V17H49V15L51 14V16H50V18L52 19V17H53V19L52 20H54V19H56L55 20V22H60V23H62V21H63V19L61 20L60 18H61V16L62 17H64L63 15H61L60 16V14L62 13V14H64L65 16L67 15V17H66V19H65V17H64V21H67L68 19H69V17L71 18L72 17V19L74 20V18H76V17H80V14H81V16H82V14H83V17H85V16H89V17H91L90 16V14H92V17L91 18H93V19H95L94 21L96 22L98 19H100V21L98 20V22H96L98 25H95L94 23V25H91L89 22H87L86 21V23L88 24V26L89 25H91V27H82V28H84L85 30H86V32L88 33H86V34H84L82 37H80L79 36V32H78V37L77 36H75V38H79L80 39V41L82 42V40L84 41L85 39H89L91 36L90 35H93V34H95V33H97L98 31V33L97 34H100V35H104V30H105V19H106V16H104L103 14H104V12H105V10H102V3H103V0H101V1H99V0H93L94 1V3L96 2V5L95 6H97V7H95L94 6V4H93V1L92 0H83V2H82V0H81V5L79 4V0H78V2L76 1L75 2V0H74V2L73 1H71V0H63ZM85 1H87V3L86 4H88V5H86L85 4ZM92 1V2H91ZM113 1H115V0H113ZM121 1V0H120ZM120 1H118V0H116L115 2L116 3H119ZM125 0H123V6L125 5L126 6V8H125V6L124 7H120V6H122V1L118 4V6H119V10H120V13H122V12H125V11H123V10H126V9H128L127 7H129L130 9L132 8V6L134 5V9L135 8H137L136 7V3L135 2H138L137 3V5L138 4H140V5H138V7L140 8L139 10H138V8L136 9V10H138V11H140V12H137V13H139L138 15H140L141 16V18H144L145 17V22H144V24H145V26L147 27V31H148V33L149 34H151L152 35V37H151V39L153 40V42L155 43H157L158 44V42H159V44H160V48L161 47H163V51L164 52H161L162 54H164L165 53V56H167V57H169L170 58V63H174V65H171L175 70H172L173 71V73H172V71H171V69H170V71H171V73H172V75H171V73L169 74H167L168 75V77H169V79H167L168 80V82H169V84L168 85H166V83H165V80H161V78L163 79L164 77V75L162 76V77H159V73H161L160 71H162L161 70V68H162V66H159V67H161V68H158V64L156 63V65H155V69L157 70L158 69V72H157V75H155L156 74V72L154 73V76H156V77H158L157 79H156V77L154 78V76H153V72H149V71H152V70H155L154 68L152 69V65H153V58H154V56L152 57V55L154 54V53H152V52H154L155 50V48L156 47H151V45L153 44V42H152V40H150L151 41V43L150 42H147V41H144L145 39H147L146 37H142V36H138V33L137 32H139V31H137V30H139V29H134V31L133 32H131V33H134V34H132L131 35V33H130V35H129V37H128V35L126 34V32H125V35H124V33L123 32H121V33H123V34H120V35H122V37L123 36H127L130 40H131V42L133 43V42H135L134 44H132L130 41H129V43L131 44V46L133 45V46H138L137 48L140 50V49H142V47L144 46V45H142V44H144V42H146L147 44H145V46H146V49H147V52L145 53V52H139V54L141 53L142 55H140V56H138L139 58H142V56H143V58L142 59H140V60H136V57L135 56H137L138 54V52H137V50L138 49H136V47H135V49H134V47L132 48L133 49V52L134 53H136L137 55H135V54H132L133 52L131 51V54L132 55H130V57H131V59H135V62L137 61V62H141V63H139L140 65H138L139 66V68L142 66L141 64L143 63V65H145V67L146 68H144V66H142L143 67V69H145V71H143V73L145 72V74L147 73V72H149L150 73V75H152V76H150L149 75V73L148 74H146V76H147V78H146V80H145V82L148 80V82H147V84L149 83V85L150 84H152L151 83V79L149 80V76L151 77V78H153V80H152V82L155 80V83L153 82V84H152V86L154 87L155 85L157 86H159V88L161 87V89H160V93L158 92V90H157V88H158V86H157V88L155 89V87L153 88V90H152V93L153 92H155L156 93V95H155V99L154 100H156V99H158L159 100V104H158V100L157 101H154V102H156L157 103V106H158V112L159 113H161L162 111V115H164L163 117H162V121H163V119H164V122H163V124H164V127L161 125V124H159L158 122H156V118L158 117V116H156L155 114H153L152 112H155L156 113V110L154 111V110H152V112L150 111V113H146V115H145V113H144V111H141L139 108L137 109V107H135V109L134 108H132L131 109V107H127V113H125V110H126V107H125V109H124V107L123 108H120V109H117V111L115 110H113L114 109V106H112V103H110V101H109V103H110V105L112 106V108L110 107V110H112V112L114 111V112H121L122 111V116L124 117V119H125V116H126V118H127V120L130 118V120H131V122L133 121V122H135L136 123V121H138L139 119H140V121H138L136 124H135V127H134V125H133V127H132V124L133 123H131V125H129V123H130V120H128V124L126 123L127 122V120H126V122H124V126H125V129L128 131V127H132V129H131V131H130V128H129V131H128V134H126V137H124V135H125V133H127V131L125 130V133H123L124 132V130H122V129H120V126L122 125L123 126V120H122V122H119V121H121V117L122 116H120V114L118 115V113H117V116H115L114 117V115H115V113L114 114H112L113 115V118H112V115H111V117L109 116L110 115V113H112V112H108L109 113V115H105V117H106V121L104 120V118H103V120H104V122L102 121L101 122V124L102 125H105V124H108V125H113L114 124V128H116V134L114 133V134H112L113 132H112V129H110L111 130V134H110V136H114V135H117V136H119V134H120V132H121V134L123 133V137H124V139L125 140H123V142H125L123 145H127L128 144V142L129 141H131L130 143H129V145H127V146H131L130 148H131V150L132 149H134L135 150V148L134 147H139V149H141L140 151H142V154L145 152V155L147 154L146 152V148H147V145H146V141H144L145 140V138H144V143H143V141L141 140V135H143L142 134V132L140 131V128L141 129H143L142 127H140V124H142V120H143V116L145 115V118L147 117V120H146V123H147V121L150 119V121H155V123H158L157 125H155L156 126V128L158 127V125H160V130L162 131V133L163 134H161V133H159V135L161 134V138L160 139H162L161 140V143H165L166 144V140H167V142H169L170 143V140L172 139V141H171V148H173L172 150H170L169 149V146H168V144L167 145H165L164 143V145L162 144H160L161 145V147L162 146H166V148H168V149H166V151H167V153H164V148L165 147H163V148H161V147H157V146H160L159 145V143H154V141L153 140H155L154 138H156L157 137V135L155 134V132H156V130H155V132L153 133V131H152V133H153V135L149 132V135L151 136L150 137V139H152L151 140V143H152V145H154V146H152V145H150L149 144V141H148V144H149V146H151V147H153V148H156L155 150L154 149H148V152H149V150H150V152H149V155L151 156H147V160H146V164L149 166V167H151V168H149L151 171V174L149 175V174H146V172H147V170H149L148 168H147V165L145 164V167L143 166V164L142 163H140L141 162V160H140V157H142L143 156V160L142 161H144L146 158H145V156H144V154L141 156L140 155V151H139V153L138 152H136V153H138L139 155H140V157L138 158L139 160H137V163L139 162L140 164H139V166L137 165V163H135L136 162V160L134 161V165L136 166V167H138L140 170H143L142 168L144 167V169L145 170H143L142 172L141 171H137L136 169H138V168H136V167H134V169L136 170V174H137V177H138V183L141 185V187H139L138 186V184H136L135 183V185L133 184L134 182H137V179H136V177H135V173L133 172V173H130L129 171H131L132 172V170H133V167H132V165H131V163L133 162L132 160L134 159L133 158V156L131 157L132 159H127V161L126 162H128V161H130L131 163H130V165H131V167H129V162H128V164H127V167H129V168H131L127 173L129 174V175H131V176H133V174H134V176L133 177H135L134 178V182L132 183V180H129V181H131V183L132 184H130L129 183V181H128V183H127V185L125 184V183H123L124 185H122V183H120V185H119V187L122 185L123 186V188H122V190H121V188H119V190L123 193V196H128L129 194L130 195H132L133 196V194L132 193H135V191H136V193H137V195H136V193L134 194V195H136L137 197L138 196H140L139 197V199L140 200H142V204H144L143 205V211L145 212V217L143 216L144 214V212H142L141 210L142 209H136L137 211H139L140 210V212H141V214L140 215H142L144 218H145V221H146V218L147 217H150L151 218V212H153L154 213V211L155 210H159L157 213H156V216H157V220H158V222L156 221V223H155V221H154V224H155V226H153L152 227V225H154V224H152V219H147V221H146V223H145V221H144V218L141 216H139V213H138V215H137V211H136V213L135 214H133L134 213V211H133V213H132V210H134L133 208H135V206H132L131 204V209L132 210H130L129 212L131 213V214H133V217H137V216H139L137 219H136V217H135V219H132V221L133 220H135V222L139 225V223H140V226H142V225H146V224H149V225H146L147 226V229H145V227L146 226H143V227H140V229L141 230H143V231H141V230H139V227H134L135 225H133V227H134V229H132V226H130V229H129V226H128V230L126 231V230H124L123 228H121L122 229V231H121V235H125V237H121V238H123V239H121V241H120V243L122 242H124V244H122V245H126V246H129V245H131L132 244V240H131V238H133L134 237V235L135 234H137V233H139V231H140V233L142 232V233H144V234H139V235H142L143 237H141V236H138V238H139V240H140V242H138L139 240H138V238L137 237H134V239L136 238L137 240H135V243H137L138 242V244H136L135 246H137V245H143L144 246V244H145V246H144V248L146 247V249L147 248H149L147 251H146V249L144 250V248L141 246V248L138 246V248H136L135 246L134 247H132L133 245H131L130 246V248L128 249L129 251H130V249L132 250L131 252H133L134 250L133 249H139L141 252L140 253H145V254H149V257L146 259L147 260V262L145 263V259H144V261L142 262L143 264L145 263V264H152V262H153V264H154V262H155V260L157 259V257L158 256H156L155 257V259H154V254L155 253H153L154 251H155V249L157 250V248H155L156 246H157V244L158 243H156L158 240H159V244L161 245V244H163L164 245V243L166 242L167 243V241L170 239H174L173 241H174V243L175 244H178V246H180V247H178L177 245L176 246H174L173 245V243H172V246L174 247L173 249H175L174 250V252L175 253H172V251L170 252V253H172L170 256V258H171V260L173 261V263H175V264H240V261L238 262V260H236V262L235 263H233L234 261H235V259H234V257L236 258V257H238V258H240V257H244V262H248L247 264H253V263H251L250 262V260L251 259H248V258H250V256L248 257L247 256V259H246V248L247 249H249V251L251 252L252 251V253L254 254L253 256H255L256 254H257V259L255 258V260H254V264L256 263V264H260V263H262V264H264V249H263V247H264V244L263 243H261L260 242V239L259 238H257L256 239V237H254V233L253 234H249L248 235V233H250V232H248V233H245L246 232V230L244 231V229L242 230L241 228L239 229H237V231H236V229H235V233L237 234V233H239V235L237 234V236H236V238H237V240H236V238L234 237V239H233V241H234V245H232L233 243H231V248L233 247V249H237L236 250V253H234L233 255H232V253L231 254H229V257L230 256H233L232 258L234 259V261H232V259H230L229 257H227V262H226V259L224 260V258L226 257V256H228L227 255V253H226V256L222 253V248L220 249V247H222V246H225L224 245V243H223V241H224V237H225V241H226V236H228V237H232L233 238V236H235V234L233 233L234 232V229H233V232H232V229L229 231V232H227V230H225V228L227 227V229L230 227V228H232L231 227V225H228V223L231 221V220H229V222H228V219H229V217H230V215H229V211H233L232 209H228L227 208V206H226V198H227V195L228 194H226L227 192H228V182L230 183V180L231 181H233L235 184H237L238 186H239V189H241V187L243 188L244 186H245V184H246V186L244 187V188H248L247 190L245 189V191H244V193L246 192V194H247V192L249 191V192H252V189H254V193L252 192L251 193V195H250V193L248 192V196H249V199L247 198L248 196L245 194L244 195V197H245V202L247 203H245L246 205H244V206H242V204L243 203H241L240 205H238V207H240V208H238L239 209V214H238V216H237V218H238V220H241V221H243V215H241V213H247V214H245V215H247V216H249L250 218H252V220H253V223H254V221L256 222L257 221V219L258 218H254L255 217V215L253 216L252 214H248V210H244V212H243V209L245 208V206L247 207V205H249V207H250V210H251V206L250 205H252V207H253V205L256 207V204L258 203V201L256 202L255 201V196L254 195H257V193H258V191H259V193H260V189H261V191H262V187H261V183H259L260 181L256 178V181L258 182V184H260V186L258 185V184H256L257 182L256 181H254L255 180V178L253 179V178H251V179H249L250 178V176H251V172H250V170L251 169H254L255 168V166L252 164V165H250L251 163H249L250 162V157L257 151L256 150V148H260L261 146V144L260 143H263L264 142V137H263V135H261L262 133H259V131L260 130H257V131H253V129H255V127L257 126L258 128H262V127H264L262 124H264V117H258V116H260L262 113H260L259 111H257V113H258V115H255L256 113H254V112H256L255 111V109L254 108H256L255 106H257V104L254 106V104H253V109H254V112H253V109L252 108H250V113H248L249 111H247V113L249 114V118H250V114H252V113H254L253 115L255 116V117H257L258 118V121L259 120H263V122H254V123H252L251 122V124L250 123H246V126H248L249 124L251 125V127L253 126V128H252V133H254L253 135H255V136H257L258 135V137H254L253 138V136H251V139L248 141L247 139H245V135L246 136H250L251 135V130H250V126H248L249 127V129L247 130L245 127H243V129H244V131H242L243 129H241V132H245V129H246V131H247V133H249V130H250V133H249V135L248 134H246V132H245V135H243V133L241 134V135H243L244 136V138H243V144H245L243 147H241V149H239L240 148V146H242V145H238V144H236L235 142V144H233V148L235 149V147H239L238 148V150L237 151H239L240 150V153L238 152V156H237V152L235 153V151H236V149H235V151H230L228 148H229V144H232V140H230V143L228 144H226L225 142H227V141H224L225 139L224 138H222L221 139V137H219V136H217V135H225V133L227 134L228 132H223V130H221V129H224V128H222L223 127V123H224V121L225 122H227V123H229L231 126H233V124H234V126L236 125L235 123H233V121H237V122H241V119H242V122L243 121H246V122H249V121H247V120H249L248 118H246V116L247 115H245V114H243V115H240V113H238L239 114V117H238V114L236 115V111H232V109H233V107L235 106V103H237V98H235L234 96H236L235 94H237L238 92H236L237 90H242L243 91V89H242V87H241V84H248L249 86L251 85V89L247 92V91H245L244 90V93H246V95H249L250 93V95H252L253 94V90L255 91V89L257 90V88L259 89L260 87H261V90H262V92L264 91V87L262 88V86L261 85H263L264 86V52H263V54H261V52H259V50L256 48V47H254L253 45H247V43L246 42H242V43H240L239 41L240 40H237V37H231L230 38V36H232V35H230L229 37H224V39H222L221 40V38H218V37H216V39H217V41H219V42H216V39L215 38H213L214 36H213V34H211V35H209L208 33L206 34V33H204V32H202V33H204V34H202L201 32H199L200 30H199V26H194V25H196L195 23H197V25H198V22H196V20H195V18L193 17H191L190 16V14H189V12L188 11H186V9H188L189 11H190V9H191V7L189 8L188 6L189 5H191V4H189V0H184V2L182 1V0H179L178 2H176L177 4H179L178 6H177V4H174V5H176L177 6V8L176 9H174L175 10V12H174V16H175V19H176V21H177V23H178V18L177 17H179V15H181V17L183 16V18H184V15H185V17L188 15V17L187 18H184V21H183V19H182V21L184 22V23H182L181 22V26L179 25V23H178V25L176 24V22H175V19H174V17H172V15H171V12L169 11V7H171L170 5H172V4H169V7H168V5H167V3H169V2H171L172 3V1H170V0H168V2L166 3V6H167V10H166V6H165V4H164V0H162V2L160 1H156V0H130L131 2H133L134 1V3H132L133 5H131V4H129V3H131V2H127L129 5H127V3H125L124 2ZM186 1H188V3L186 2ZM192 1L193 0H191L190 1V3H192ZM196 0H194L193 1V6H194V3H196L195 5H199V3H201L202 1H200L199 0V3L198 2H195ZM205 1V0H204ZM251 1H253V3L255 4H251L250 6V8H252L253 6H255V8H256V12L253 10L252 11V14H251V12H250V17L252 16V19L253 18H255L254 20H255V23H257L258 24V26L259 27H261V28H259V29H261V30H263V34H262V31H261V35H263V37H264V13L262 14V15H260V13L261 12H263L264 10V0H251ZM30 2V1H29ZM44 2V3H45ZM57 2V0L54 2V3H56ZM101 2V3H100ZM114 2V3H115ZM181 2H183V3H181ZM249 2V1H248ZM6 3V2H5ZM13 3H16L15 5L13 4ZM20 3V4H19ZM25 3V4H26ZM78 3V4H77ZM100 3V4H99ZM186 3V4H185ZM205 3V5H203V4ZM201 3V6H203L204 7V9H206V10H203V13H205V15L202 13V16L204 17H206V16H208V14H209V9L208 8H205V7H207L208 6V4L206 5V3H208V1H206V2H202ZM252 3V2H251ZM30 4V5H29ZM58 4H59V1H58ZM65 4V5H64ZM74 4L75 5H78V7L81 9V7L80 6H83L84 8H82L81 9V12H80V9L78 8V9H75V7L73 8V6H74ZM91 4L93 5V6H91ZM182 4H183V6H185V7H183L182 6ZM187 4H189V5H187ZM259 4H262V5H259ZM13 5H14V7L15 8H13ZM44 6H45V4H43ZM42 5V6H43ZM56 5H57V3H56ZM60 5V4H59ZM174 5H172L173 7L172 8H175L176 6H174ZM181 5V6H180ZM187 5V6H186ZM249 5V4H248ZM253 5V6H252ZM258 5L261 7V8H263L261 11H260V13L258 12L257 13V9L259 8L258 7ZM30 6V7H29ZM50 6V5H49ZM48 6V7H49ZM64 6V7H63ZM100 6V7H99ZM200 6V7H201ZM257 6V7H256ZM18 7L16 8V9H18ZM47 7V6H46ZM65 7L67 8V9H65ZM70 7V8H69ZM86 7H88L91 11H89V15H88V12H87V9H86ZM141 7H142V9H141ZM179 7V8H178ZM181 7V8H180ZM202 7V8H203ZM28 8H27V10H28ZM51 8H53L54 10H55V6L54 5H52V7ZM64 8V9H63ZM69 8V9H68ZM73 8V9H72ZM76 8H77V6H76ZM94 8H97V10L94 12ZM125 8V9H124ZM183 8V10L185 11H183V10H181ZM201 8V9H202ZM33 9V8H32ZM72 9V10H71ZM76 10V12H75V10ZM99 9H100V11H99ZM123 9V10H122ZM144 9V10H143ZM253 9V8H252ZM251 9V10H252ZM58 10V11H57ZM64 10V11H63ZM67 10H68V12H67ZM93 10V11H92ZM141 10H142V12L144 11L145 13H143V14H145V16H143V14H141ZM171 10V9H170ZM179 10V15H177V11ZM181 10V11H180ZM211 10V9H210ZM260 10V9H259ZM67 12V14L66 13H64V12ZM74 11V12H73ZM103 13H102V12ZM128 12L130 11V10H127ZM127 11H126V13H127ZM133 10L131 9V11L130 12H132ZM172 11V10H171ZM204 11H206V12H204ZM213 11V10H212ZM60 14H59V13ZM71 12V13H70ZM74 13V15H77V16H74L73 17V13ZM79 12H80V14H79ZM92 12V13H91ZM93 12H94V15H93ZM184 12V13H183ZM186 12L188 13V14H186ZM253 12H255V16L253 15ZM76 13V14H75ZM95 13H96V15H95ZM126 13H124V14H126ZM135 13V15H136V12H134ZM166 13H168V14H166ZM173 13V12H172ZM181 13V14H180ZM183 13V14H182ZM38 14V13H37ZM43 15L45 14V12L44 13H42ZM98 14L99 15H101V17H102V19H101V17L99 18V16H98ZM123 14V13H122ZM129 14H132V13H129ZM257 14V15H256ZM258 14H259V17H258ZM69 15V16H68ZM72 15V16H71ZM105 15H106V13H105ZM137 15V16H138ZM45 16H47V12H46V14H45ZM94 16V17H93ZM143 16V17H142ZM169 16V17H168ZM260 16H263V17H260ZM96 17H98V18H96ZM104 17V18H103ZM91 18H90V20H91ZM171 18H173L172 19V21H171ZM208 18V17H207ZM209 18H211L210 17V14H209ZM57 19H58V21H57ZM59 19L61 20V21H59ZM71 19V20H72ZM206 19V18H205ZM70 20V19H69ZM77 20V19H76ZM89 20V19H88ZM143 20V19H142ZM186 20V21H185ZM192 20H193V22H192ZM195 20V21H194ZM206 20H208V19H206ZM101 21L103 22V25L101 26V25H99V23L101 24ZM134 21V20H133ZM144 21V20H143ZM180 21V20H179ZM189 21V22H188ZM78 22H79V20H78ZM91 23L93 22V20H91L90 21ZM175 22V23H174ZM187 22H188V24H187ZM57 23H55V26H54V28H51V29H53V30H49L50 32H48L49 33V36H51L52 35V37L51 38H53V35H54V37L56 36L57 37V35L59 34H53V33H57V31H59V29L57 30L56 29V25H57ZM169 23H171L172 24V26L174 27V29L172 28V31H174V30H176L175 31V33L174 32H172L171 31V24H169ZM174 23V24H173ZM77 24V23H76ZM76 24L75 25H72V26H76ZM184 24H187L186 26L184 25ZM194 24V25H193ZM262 25H263V27H262ZM79 26V25H78ZM93 26V27H92ZM94 26H95V28H96V30L94 29ZM97 26V27H96ZM176 26V27H175ZM191 26H194L195 28L197 27L198 29L197 30H199V31H194L193 32V34H192V29H194V27L192 28ZM183 27V28H182ZM184 27H186L187 29H184ZM192 28V29H190V31H191V33L189 32V29L188 28ZM246 28H247V30H249V28L248 27H252L251 26V24H249V26L248 25H246L245 26ZM81 28V27H80ZM81 28V29H82ZM91 29V31L89 30L88 31V29ZM98 28L100 29V28H103V29H101V30H98ZM176 28H181V31L182 32H180V30H178V29H176ZM253 28V27H252ZM54 30H55V32H54ZM96 31V32H94L93 33V31ZM135 30H136V32H135ZM185 30V31H184ZM195 30V29H194ZM250 30H252L251 28H250ZM249 30V31H250ZM52 31H53V33H52ZM103 32V34H102V32ZM253 31V30H252ZM252 31H250L251 33H252ZM60 33H61V31H59ZM90 32H91V34H90ZM172 32V33H171ZM178 32V33H177ZM184 32V33H183ZM188 33V35H186L185 33ZM249 32V33H250ZM34 33L36 34L37 32H34L33 31V33H32V31H30L29 30V32H27V34L31 37V34H32V36L34 35ZM70 32H68V33H66V34H69ZM200 33V34H199ZM250 33V34H251ZM63 34H65V32L64 33H62V34H60L61 36H64ZM137 34V35H136ZM191 34H192V36H191ZM195 34H199V35H195ZM140 35V34H139ZM150 35V36H151ZM200 35H202V36H205V38L207 37V35H208V38L209 37H211V38H206L205 40L203 39L204 37H202V36H200ZM37 36V38L39 37V35L37 34L36 35ZM35 35L33 36V38L31 37V39H33L34 40V38L36 37ZM86 36V38H83V37H85ZM133 36V37H132ZM138 36V37H137ZM190 38V40H189V38ZM251 36V35H250ZM253 36V35H252ZM55 37V38H56ZM140 37V38H139ZM262 37V38H263ZM49 38V37H48ZM66 37H60V39H59V36H58V38H56V39H51V45H52V43L54 42V40H55V43H53V45H57V43H58V41H59V44L61 43V41H62V43H63V45L62 46H64V47H62L61 45H59V47H60V49L62 50V48H63V51H62V53H61V56L63 55V53H64V55H63V57H65L66 59V63H65V61H64V59H63V57H61L60 56V51H59V55H58V60H59V57L61 58V60H63V61H61L62 62V65L64 64V65H67L68 63L70 64V66L72 65V67H73V71H71V73H76V70H77V73L75 74L76 76H80L82 73L84 74L85 72H86V74H89L90 73V71L88 72L87 71V69L86 68H88L87 66H89L90 68H88V70H91V74H89V76H90V78L92 77V78H96L97 77V75L98 76H100V75H102V74H100V73H102V71L100 72H98L97 71V66L95 65V63L94 62H92L91 60H92V56H89L90 54H89V52H88V54H87V51H89L90 49H91V47L92 46H90L89 45V47H87V46H84L86 49H84L83 50V48L82 47H80V46H82V45H78L77 44V46H76V49H81L82 48V50L79 52H77V53H75L76 54V57H78V59H79V61H81L80 62V64L79 65H77V63H79V61H75V62H77V63H74L73 62V60H75L74 58L72 59V57L71 56H68V55H66L67 53H66V50H68L69 49V46H71L72 44L70 43L71 42V40L69 41V39H71V38H67V41H69V43L71 44H68V45H66L67 44V41L66 40H64ZM74 38V36H73V41H75V40H77V39H75ZM134 38H135V40H134ZM138 38V39H137ZM143 38H144V40H143ZM230 38V39H229ZM36 39V38H35ZM50 39V38H49ZM57 39H59L58 41H57ZM128 39V40H129ZM134 41H133V40ZM208 39V40H207ZM213 39H214V41H213ZM142 40V41H141ZM192 40V41H191ZM207 40V41H206ZM66 41V43H64ZM118 41V40H117ZM117 41H115V43L117 42ZM140 41V42H139ZM149 41V40H148ZM189 41H191V43L189 42ZM197 41V42H196ZM198 41H199V44H198ZM57 42V43H56ZM254 42H256V40H254ZM84 43V42H83ZM119 43H122V41L120 42L119 41ZM128 43V44H129ZM140 44V45H138V44ZM215 43V44H214ZM86 44V43H85ZM151 44V45H150ZM198 44V45H197ZM242 44V45H241ZM52 45V46H53ZM87 45V44H86ZM154 46H157V45H155V44H153ZM211 45H213V46H211ZM217 45V46H216ZM247 45V46H246ZM68 46V47H67ZM73 46V45H72ZM75 46L74 47H72V48H75ZM99 46V45H98ZM96 47V48H99V47ZM102 46H104V48L103 47H101V49L102 50H100V49H97L98 50V52L96 51V53L98 54V53H100L99 51H101V53H100V55H102V56H99L98 55V57H99V59L100 58H102V61H103V57L104 56H106V57H104V59H105V61L106 62H108V59H107V56L109 57V55H111L107 50L105 51V49L107 48L105 45H102ZM141 46V47H140ZM145 46L143 47V48H145ZM249 46V47H248ZM251 46V47H250ZM54 47V46H53ZM57 48H58V46H56ZM62 47V48H61ZM94 47V46H93ZM92 47V49L94 50V48ZM66 48H68V49H66ZM71 48V47H70ZM89 50H88V49ZM96 48H95V50H96ZM153 48V49H152ZM91 49V50H92ZM149 49H151V50H154V51H151V50H149ZM162 49V48H161ZM59 50V49H58ZM87 50V51H86ZM129 50H131V49H129ZM82 51H86V52H83L84 54H83V56L81 57V59H80V56L82 55ZM103 51V52H102ZM148 51H149V54L148 55H146L147 53H148ZM188 51V52H187ZM30 52V51H29ZM105 52H106V55H105ZM66 53V54H65ZM152 53V54H151ZM74 54V55H75ZM192 54H194V57H193V55ZM79 55V56H78ZM133 55H135L134 57H133ZM145 55V56H144ZM150 55V56H149ZM70 57V58H68V59H70V60H68L67 61V57ZM85 56V57H84ZM86 56H89V58L88 59H91V60H89V63L88 64H90V65H87L86 66V63H85V67H82V66H84V64H82L83 62H88L87 60H86ZM150 58H148V57ZM164 56V55H163ZM263 56V57H262ZM84 57V58H83ZM146 57V58H145ZM166 57V58H167ZM148 58V59H147ZM169 58H168V61H169ZM85 59V60H84ZM152 62V64H151V62ZM171 60H172V62H171ZM72 61V62H71ZM145 61L148 63V62H150V64L148 63V65L145 63ZM155 61V60H154ZM106 62H104L103 63V65L105 66V67H103L102 66V63H101V65H100V67H103L104 68V70L103 71H105L104 73L106 74V70H109V69H112V66H110V67H108L109 69H106L107 67V63ZM133 62V61H132ZM135 62H133L134 64H136ZM156 62V61H155ZM71 63H74V64H71ZM106 63V64H105ZM109 63H111V62H109ZM108 63V64H109ZM138 64V63H137ZM178 64V65H177ZM93 65H95L94 67H93ZM133 65V64H132ZM182 65V66H181ZM78 66V68H75V67H77ZM135 66H137V65H134V67ZM148 66H149V69H148ZM151 66V67H150ZM157 66V67H156ZM170 66V67H171ZM178 66H180V67H178ZM95 69L96 68V70H94L93 68ZM134 67H132L131 66V69L130 70H132V68L134 69ZM176 67H177V70H176ZM82 69V71L81 70H79V69ZM92 68V69H91ZM128 68V67H127ZM127 68H123V69H127ZM130 68V67H129ZM183 68V69H182ZM74 69H76V70H74ZM83 69H85L84 71H83ZM136 69H138L137 67L135 68V70ZM141 69V68H140ZM128 70V69H127ZM126 70V71H127ZM139 70V69H138ZM95 71V72H94ZM41 72H43V70L41 69ZM128 73H129V71H127ZM80 73V74H79ZM95 73V74H94ZM132 73V72H131ZM130 73V74H131ZM133 73H135V75H138L137 76V78L138 77H140V82H141V84H143V85H145V82H142L143 81V77H141V75H140V72H138L137 71V73H136V71L134 72L133 71ZM139 73V74H138ZM44 74H45V72H44ZM78 74V75H77ZM83 74H82V76H80V81L83 83V86H82V83L81 82H79V79L77 78V77H75L74 76V78H75V80L77 79L78 80V82L81 84V86H82V90H81V86H80V84H78V82L77 83H75L76 81L74 80V78H73V80L75 81L74 83L72 82L70 85H69V87L67 86L66 88H68V90L69 91H67L66 92V90L65 91H63L62 93H65L66 92V94L68 95V96H70L71 95V93H72V95L74 96V94L76 93V95H78V96H75V97H77V98H85V96H87V94H85V92L83 91L85 88V84H87V82H86V77H88V76H86V77H84L83 76ZM142 74V73H141ZM163 74V73H162ZM72 76L71 77H73V74H71ZM104 75V74H103ZM103 75H102V77H103ZM140 75V76H139ZM144 75V74H143ZM149 75V76H148ZM160 76H161V74H160ZM145 77V76H144ZM167 77V76H166ZM165 77V78H166ZM172 77V78H171ZM81 78H84V80H81ZM72 79V78H71ZM141 79H142V81H141ZM72 80V81H73ZM87 80H89V78H87ZM150 81V82H149ZM163 83H162V82ZM167 82V83H168ZM219 82V83H218ZM222 82H223V84H222ZM100 83H104L103 81H101V82H99L98 81V84H100ZM158 83V84H157ZM162 85H161V84ZM216 83H217V85H216ZM74 84L75 85H77L76 86V88H77V91L75 92V90H76V88H75V90H74ZM107 87H109V85L110 84H108V82H107V84L106 83H104ZM258 84H260V85H258ZM161 85V86H160ZM166 85V86H165ZM169 85H172V90H173V88H174V95L176 96V94L179 96V99H177V103H180V104H178L177 105V103H176V101H174L175 99L174 98H172L171 97V93L168 91V88H167V86H169ZM220 85H222V86H220ZM72 86H74L73 87V90H74V93H73V90H71L72 89ZM78 86H80V87H78ZM147 86V85H146ZM164 86H165V89H164ZM211 86H212V88H211ZM216 87V89H217V86H218V88H219V92L217 93L216 92V89H215V87ZM258 86V87H257ZM71 87V89H69ZM148 87V86H147ZM214 87V88H213ZM87 88V87H86ZM150 88V87H149ZM224 88H227V90H230V91H227V90H224ZM222 89V90H221ZM71 90V91H70ZM157 90V91H156ZM161 90H163L162 91V93H161ZM213 90H214V92H213ZM236 90V91H235ZM79 91V92H78ZM80 91H83V92H80ZM168 91V92H167ZM208 91H211L212 93H216V95L215 96H213V94L211 93V92H209V93H211L212 94V96H209V95H207V94H209L208 93ZM218 91V90H217ZM221 91L223 92V93H221ZM60 93L59 91H55L54 93L55 94H58V93ZM71 92V93H70ZM82 93V94H80V96L81 97H79V94L78 93ZM224 92H226L227 94H225ZM235 94H234V93ZM69 93H70V95H69ZM157 93H159V94H157ZM219 93H221L222 95L220 96V94ZM47 94V93H46ZM85 94V95H84ZM154 94V93H153ZM160 94H162L161 96H163V94H165V98L166 99H164V96H163V98L160 96ZM218 94V95H217ZM84 95V96H83ZM170 95V96H169ZM156 96H158V97H160L161 99H159L158 97H156ZM177 96V97H178ZM108 97H112V96H108ZM171 97V98H170ZM251 97V96H250ZM252 97H253V95H252ZM82 98V100H81V102L84 100H86V99H88V97L86 98V99H83ZM232 98H234V100H232V101H235V103L233 104V103H231V99ZM105 99V98H104ZM110 98H107L106 97V99H105V102H103V103H101V104H106V106H105V108L107 107L108 108V110H109V105H108V100H109ZM162 99H164V100H166V101H163ZM174 99V100H173ZM65 100H67V99H65ZM80 100L78 99L77 101L78 102H80ZM107 100V101H106ZM161 100V101H160ZM75 101H76V99H75ZM84 101H83V103H84ZM162 101H163V104H164V102L166 103V105H163V106H166V107H164L163 108V110L161 109V111H159V109L160 108H162V107H160L161 106V104L160 103H162ZM219 101H221L220 103H219ZM95 102V101H94ZM91 103H92V106H91ZM90 103V107L92 108L93 107V109H96V104H97V101H96V103H93V101ZM155 103V104H156ZM171 103H175V104H172V107L174 108L172 111H170L169 112V110H170V107H171ZM205 103H206V106H204L205 105ZM218 103H219V106L220 107H218ZM224 105V103H226L227 104V106L225 105V106H221L222 104ZM169 104H170V106H169ZM198 104V105H197ZM204 104V105H203ZM94 105H95V107H94ZM99 105V104H98ZM198 107V109H197V107ZM201 105H202V107H203V109L205 110L204 112H205V114H206V118L207 119H205L204 120V118L205 117H203V115L205 116V114H204V112L202 113V115H201V117H203V118H201V120H198V119H200V116H198L199 114H201V112L200 111H202L201 110ZM217 105V106H216ZM104 106V105H103ZM176 106H178L179 107V110H178V108H175ZM160 107V108H159ZM169 107V108H168ZM218 107V108H217ZM224 107H226V108H224ZM259 107V106H258ZM261 107V106H260ZM259 107V108H260ZM100 108H102V109H98L99 110V114H101L102 113V111L101 110H103V107H102V105H101V107ZM107 108H106V111H107ZM192 108H194V111H193V113H195V114H193L192 113ZM195 108H196V112H195ZM223 108V109H222ZM230 108H231V110H230ZM123 109H124V111H123ZM132 110V113H131V110ZM136 110V112L134 111V110ZM155 109V108H154ZM172 109V108H171ZM176 109H177V113H176ZM189 109H191V111L189 110ZM217 109V110H216ZM219 109L221 110V111H219ZM119 110H121V111H119ZM130 110V111H129ZM165 110V111H164ZM197 110H200L199 111V114H197ZM230 110V111H229ZM104 111V110H103ZM105 111V112H106ZM176 113V115H177V117H176V115H175V113ZM207 111V112H206ZM101 112V113H100ZM130 112V114L129 115H133V113L134 114H136V115H133V116H129L128 115V113ZM166 113V115L165 114H163V113ZM172 112V113H171ZM232 112H234V115L232 114ZM123 113H125L124 115H123ZM174 113V114H173ZM231 113V115L230 116H232L233 115V119H231L230 117H228L229 116V114ZM246 113V112H245ZM105 113L103 112V114H102V116L104 115ZM149 114H150V118H148V116H149ZM260 114V115H259ZM128 115V116H127ZM156 117H155V116ZM158 115H160V114H158ZM172 115V118L170 117ZM221 115V116H220ZM223 115H225V116H223ZM253 115H251L252 117H253ZM262 115H264V113L262 114ZM102 116L100 117V119L102 118ZM107 116H109L108 118H107ZM118 116H120L119 118H120V120L118 121V120H115V119H117V117ZM136 117V120L134 119L135 117ZM152 116V117H151ZM165 116L167 117L166 119H165ZM175 116V118L176 119H174L173 117ZM192 116H194V117H192ZM197 116V117H196ZM222 116H223V118H222ZM235 116V117H234ZM104 117V116H103ZM133 119H132V118ZM142 118V120H141V118ZM161 117V116H160ZM169 117V118H168ZM199 117V118H198ZM224 117H226V118H224ZM238 117V118H237ZM247 119V120H245V118ZM251 117V118H252ZM255 117H253L254 118V120H257V118H255ZM112 118V122L114 121V123L112 124L111 123V121H110V119ZM115 118V119H114ZM153 118H155V119H153ZM171 118V119H170ZM230 118V119H229ZM237 118V119H236ZM250 118V119H251ZM108 119H109V122H108ZM158 119H161V118H158ZM157 119V120H158ZM168 119H170V120H172V122H173V120H174V122L171 124V121H169V123H166V122H168ZM178 119V120H177ZM197 119V120H196ZM224 119V120H223ZM227 119V120H226ZM240 121H239V120ZM167 120V121H166ZM176 120H177V123L179 124V126L180 125H183L184 127H185V129H184V127L182 126V127H180V128H178V125H177V123H176ZM197 121V123H196V121ZM204 122H203V121ZM209 120V121H208ZM213 120H214V124H216V125H213ZM216 120V121H215ZM217 120L219 121V122H217ZM223 120V122H222V124H221V122L220 121H222ZM230 120V121H229ZM79 122H80V120H78ZM77 121V122H78ZM118 122V125H117V123L116 122ZM125 121V120H124ZM144 121H145V119H144ZM179 121V122H178ZM209 123H208V122ZM210 121H211V123H210ZM251 121V120H250ZM78 122V125L80 124V126L79 127H81V124L82 123H79ZM106 122H108V123H106ZM160 122V121H159ZM193 122V123H192ZM199 122H202V123H199ZM217 122V123H216ZM232 124H231V123ZM241 122V123H242ZM110 123V124H109ZM119 123H120V125H119ZM126 123V124H125ZM187 123H188V125H187ZM194 124V125H192V124ZM208 123V124H207ZM239 123H237V125H239ZM245 123V122H244ZM116 124V125H115ZM150 124H151V122H150ZM153 124V123H152ZM169 124V125H168ZM175 124V125H174ZM219 124V125H218ZM220 124H221V127H219L220 126ZM248 124V125H247ZM253 124H255V127H254V125ZM258 124H260V126H262V127H260ZM136 125L138 126V128H137V131H134L133 129H136ZM173 125H174V127H173ZM192 125V126H191ZM196 125V126H195ZM208 125H209V127H208ZM213 125V127H211ZM230 125H229V127H230ZM122 126H121V128H122ZM161 126H162V129H161ZM233 126V127H234ZM245 126V125H244ZM119 127V128H118ZM177 128V130H176V128ZM206 127H208V128H206ZM215 127V128H214ZM111 128V127H110ZM113 128V127H112ZM154 128L155 127H153V130H154ZM159 128V127H158ZM165 128V129H164ZM173 128V129H172ZM183 128V129H182ZM186 128H187V130H186ZM213 128V129H212ZM234 128H236V127H234ZM240 128V127H239ZM239 128L238 129H235L236 131H238L239 130ZM124 129V128H123ZM151 129H152V127H151ZM175 129V130H174ZM181 129H182V131H184L186 134L188 133L189 135H190V137H191V139L188 141V142H182L181 140L182 139H180L181 138V134L182 133H184V132H182L181 131ZM189 129H191V131L190 132H188V130ZM205 129H207V130H205ZM159 130V129H158ZM158 131V132H161V131ZM204 130H205V132H204ZM209 130H212V131H209ZM213 130H214V133H213ZM218 130V131H217ZM220 130V131H219ZM141 132L140 134L138 133V132ZM181 131V132H180ZM206 131H208V132H206ZM218 132V134H216L215 132ZM176 132V133H175ZM180 132V133H179ZM223 132V133H222ZM258 132V133H257ZM131 133H133V135L131 134ZM137 133V134H136ZM207 133V134H206ZM213 133V134H212ZM219 133H221V134H219ZM121 134H120V136H121ZM138 134L140 135V136H138ZM180 134V135H179ZM204 134L205 135H208L207 137L205 136V139L203 138L204 137ZM211 134H212V137H211ZM217 136V138L215 139V135ZM127 135H129L130 136V138H129V136H127ZM131 135H132V137H133V139H135V142L134 143H136V144H138V142L140 141L141 142V145L140 144H138V146H136V144H134L132 141H133V139L131 138ZM135 135H137V136H135ZM113 136L112 137H110V139L113 141V142H111L110 143V146H111V144L112 143H114V140L117 138V136L115 137V138H113ZM118 137V138H122L123 139V137ZM155 136V137H154ZM166 136L168 137L166 140H165V138H166ZM180 136V137H179ZM211 138H210V137ZM242 136V137H243ZM135 137V138H134ZM179 137V138H178ZM218 137H219V139H221V140H223L222 142H220L221 140H218ZM224 137V136H223ZM242 137L240 136L239 138H241V139H239V140H242ZM127 138H129V139H127ZM142 138V139H143ZM149 138V137H148ZM159 138V136L157 137V139ZM178 138V139H177ZM247 138H249V137H247ZM253 138V139H252ZM256 138V139H255ZM261 138V139H260ZM130 139H132V140H130ZM140 139V140H139ZM149 139V140H150ZM157 139L155 140V142L157 141ZM160 139L157 141V142H160ZM255 139V140H254ZM258 139V140H257ZM118 140V139H117ZM137 140H139L138 142H137ZM146 140H148L147 138H146ZM174 140V141H173ZM178 140V141H177ZM234 140V139H233ZM251 140H254V141H252V143H251ZM179 141H181V142H179ZM246 141V142H245ZM257 141V142H256ZM139 142V143H140ZM247 142L249 143V144H247ZM255 142V143H254ZM260 142V143H259ZM182 145H181V144ZM187 143V144H186ZM191 143V144H190ZM222 143V144H221ZM242 143V142H241ZM251 143V144H250ZM131 144V145H130ZM133 144H134V147H133ZM157 144V145H156ZM183 144H184V146L185 147H183ZM190 144V145H189ZM255 145V146H252V145ZM257 144H259L258 146H257ZM122 145V146H123ZM140 145V146H139ZM187 145H189V146H187ZM222 145V146H221ZM237 145V146H236ZM248 147H251V150H250V148H248ZM182 148H181V147ZM190 146H191V149H190ZM193 146V147H192ZM232 146V145H231ZM230 146V148H232ZM187 147H188V149H187ZM224 147V148H223ZM245 147H247V148H245ZM256 147V148H255ZM119 148V147H118ZM158 148V149H157ZM159 148H161L162 149V151H161V156H162V153L164 154V156L163 157H161V156H159V154H160V152L159 153H157V151L156 150H159ZM186 149V151H185V149ZM193 148H194V150H193ZM232 148V149H233ZM253 148V149H252ZM160 149V150H161ZM233 149V150H234ZM242 149H244L243 151H245V152H247V153H245V155L244 154H242V152H241V150ZM134 150H132L133 152H134ZM174 150V151H173ZM187 150H188V152H187ZM190 150V151H189ZM253 150V151H252ZM144 151V152H143ZM153 151V152H152ZM165 151V152H166ZM168 151H169V153L171 154V156H168ZM171 151H173V152H171ZM187 152V153H185V152ZM251 151V152H250ZM124 152H126V151H124ZM134 152V153H135ZM152 152V153H151ZM232 152H234V154L232 153ZM253 152V153H252ZM135 153V154H136ZM173 153V154H172ZM182 153H184V154H182ZM244 153V152H243ZM257 154H258V152H256ZM255 153V154H256ZM112 154V153H111ZM111 154H110V156H111ZM133 154V153H132ZM135 154H134V156H135ZM166 154H167V156H166ZM169 154V155H170ZM187 155V156H186ZM188 155H189V157H188ZM193 155H194V157H193ZM172 156L174 157V158H172ZM155 157V159H153ZM167 157H169V160H171L172 161V159L173 160H175V161H173V162H175L174 164L176 165V166H174V164L171 166V164H172V162L171 161H169L168 160V158ZM193 157V158H192ZM239 159H238V158ZM145 158V159H144ZM161 158V160H159ZM170 158H172V159H170ZM188 158H190V160H188ZM148 159L150 160L149 161V163L147 162L148 161ZM164 159V160H163ZM185 159H187L186 161H188V162H190V163H188V165H189V168H192V170L195 168V170H196V173H197V175L195 174V173H193L191 170V173H189L188 171L187 172H183L184 174L185 173H189V176H190V174H192L193 173V175H195V180H193V178L191 177H188V174L186 175H184L183 173H182V170L180 169L181 168V166H180V164H182V162H184L185 163V166H187V168H188V165H186V161H185ZM237 159V160H236ZM156 161V164L159 162V161H165V163L167 164V160L169 161V162H171V164H170V166H171V171H172V167L173 168H175V170L173 171L174 172V176L172 175H170V173H171V171H170V168L168 169V167H167V165L166 164H164V163H161V162H159V164H163V167L161 166V168L160 167H158L159 169H161V170H165V167H164V165L166 166V170H169L170 171V173H169V171L168 172H166V170H165V172H163V171H161V170H154V168H155V166H154V168H153V171H152V161ZM241 161L242 163H241V165L243 166V167H246V168H248L249 170H247L249 173H250V176H249V178H247L248 177V175H247V177L246 176H244L245 177V179L247 178V179H249V180H245L244 181V177L242 176L243 174H241V172H240V168H238V166H237V164L238 163H236V161ZM153 161V164H155V162ZM123 162V161H122ZM133 165V166H134ZM141 165H142V168H140L141 167ZM247 165H249V167L247 166ZM169 166V167H170ZM180 166V167H179ZM250 166H251V168H250ZM183 167H184V164H183ZM240 167V166H239ZM128 168V169H129ZM156 168H157V165H156ZM162 168H164V169H162ZM176 168H177V170H176ZM236 168V169H235ZM238 168V169H237ZM147 169V170H146ZM96 169L94 168V170L93 171H95ZM195 170H193L194 172H195ZM92 171V172H93ZM97 171V170H96ZM236 171H238L237 172V174H236ZM138 172H140V173H138ZM153 172V173H152ZM160 172H162V173H160ZM173 172H172V174H173ZM175 172H177L176 174H175ZM239 172H240V174H241V176L243 177H240L239 175ZM142 173V174H141ZM160 173V174H159ZM163 173H165V174H163ZM160 176H159V175ZM169 174V175H168ZM252 174H253V176H255L254 175V172H252ZM256 174V173H255ZM139 175V176H138ZM147 175V179H146V176ZM149 175V176H148ZM162 175H164V176H162ZM168 175V176H167ZM193 175H191V176H193ZM130 176V177H131ZM141 176H143V177H141ZM234 176H237V177H234ZM129 177V179H131ZM167 177V178H166ZM241 179H243V180H241L240 181V178ZM140 178H143L144 179V182L142 181L143 179H140ZM231 178H233V179H231ZM230 179V180H229ZM179 180L180 181H182V183H179ZM229 180V181H228ZM251 180V181H250ZM142 181V183H140V182ZM251 182V184H250V182ZM254 181V182H253ZM244 183L245 182V184L244 185H242V183ZM184 183V184H183ZM240 183V184H239ZM252 183L254 184V185H256V187H258V188H256L255 186H253L252 185ZM182 185L183 184V186H179V185ZM205 184V185H204ZM126 185V188L124 187ZM131 185H133V186H131ZM137 185V187L135 188V186ZM186 185H188V186H186ZM190 185V186H189ZM236 185V186H237ZM247 185H249V187H247ZM121 186V187H122ZM131 186V187H130ZM143 186V187H142ZM129 187V190L130 189H133V187L136 189L135 191H134V189L133 190H130L129 192V194L128 195H126V194H124V191H127V193H128V190H125V189H127ZM187 187H188V189H189V191L193 188V190H194V188H198V190H199V195L197 196L196 194H195V196H197L196 198H198V199H195V201H193L192 199H190L189 197H187L186 195H187V191H188V189H187ZM191 189H190V188ZM261 187V188H260ZM186 188V189H185ZM243 188V189H244ZM140 189V190H139ZM243 189H241V192L243 193ZM258 189V190H257ZM138 190V191H137ZM197 190V189H196ZM198 190H197V192H198ZM207 190V196H208V198L205 196V195H203V193H206L205 191ZM112 191H114V189L112 190ZM112 191L110 192V193H112ZM184 191L186 192V193H184ZM195 191V190H194ZM226 191V192H225ZM132 192V193H131ZM239 192H240V190H239ZM126 193V192H125ZM189 193V192H188ZM201 193V194H200ZM222 194V195H221ZM254 194V195H253ZM190 195V194H189ZM135 196V197H136ZM195 196H194V198H195ZM220 196V197H219ZM223 198H222V197ZM252 196H254V198L252 197ZM202 197V198H201ZM250 197L252 198V199H250ZM103 198H105V197H103ZM191 198H193L192 196H191ZM64 199V198H63ZM101 199H102V197H101ZM135 199V198H134ZM133 199V202H134V205H136V208H138V206H139V208H142L141 207V203H139V199L138 198H136L137 200H134ZM222 199H224L223 201H222ZM237 199V198H236ZM65 202H64V200H63V202H62V205H64V207H66V206H68V205H66L67 203V199L65 198ZM106 200V199H105ZM112 200V199H111ZM139 200V201H138ZM191 200V201H190ZM219 200L221 201L220 203H219ZM115 201V198H113V200L111 201L112 203ZM178 203H177V202ZM254 201H255V204H254ZM71 203H72V201H70ZM70 202H68L69 204H70ZM101 202H104V200L102 199V201ZM133 202H131L132 204H133ZM250 202V203H249ZM261 202V201H260ZM259 202V203H260ZM66 203V204H65ZM135 203H137V204H135ZM177 203V204H176ZM220 205H224V207H226V208H224L223 206H220ZM223 203V204H222ZM253 203V204H252ZM258 203V204H259ZM104 204H106V203H104ZM139 204V205H138ZM152 204L153 205H155L154 206V210H150V208L152 207ZM159 204V205H158ZM261 204H262V202H261ZM109 205V204H108ZM112 204H110V206H111ZM177 205H179V209L177 210V212L178 211H180V214H181V216L179 217V215L177 214V212H174V213H176V215H175V218H177V215H178V218H177V220H178V222H176V220H175V218L174 219H172L173 218V215H174V213H173V210L175 209L176 210V207H177ZM95 207L96 206H98V205H94ZM107 206V205H106ZM116 205L114 204V207H108V210H111L112 208V211H110V212H107L106 210H107V207H106V212L107 213H110V215H111V212H113V216L111 215V220H114V218L116 217V218H119L120 219V221H118L120 224H124L125 222H127V220H124V216H121L120 215V217L121 218H123V220L125 221H123V220H121V218L119 217V213H114V208L116 209V207H115ZM208 208H207V207ZM220 206V207H219ZM100 207H105V205L103 206H101L100 205ZM146 207V208H145ZM158 207V208H157ZM181 207L183 208V209H185L186 208V210H183V209H181ZM244 207V208H243ZM249 207H247V208H249ZM255 207H253L252 208V211L255 209ZM99 208V207H98ZM97 208V209H98ZM188 208V209H187ZM204 208V210H205V212H206V215L204 214V212H202L203 209ZM206 208L208 209L207 211H206ZM216 208H217V210H216ZM219 208V209H218ZM221 208H222V210H221ZM226 209V211H224V209ZM232 208H234V207H232ZM242 208V209H241ZM246 208V209H247ZM66 209V208H65ZM92 209H93V206H92ZM104 208H101V210H103ZM151 209H153V207L151 208ZM235 209V208H234ZM241 209V210H240ZM94 210H96V208L94 209ZM100 210V211H101ZM146 210V211H145ZM174 210V211H175ZM182 210H183V212H182ZM216 210V211H215ZM221 210V211H220ZM100 211H98L97 210V216H99V213H100V216H102V218H100V220L102 221L103 220V215H101V212ZM104 211V212H105ZM186 211H190L189 213H191L192 215H194L195 214V218H193V217H191L190 218V216H189V214L186 212ZM128 212V213H129ZM149 212H150V214H149ZM184 212H186L187 214H188V216H187V214L186 213H184ZM193 212V213H192ZM200 212H201V214H200ZM234 212V214H232V212L230 213L231 215H234L235 216V214H237L238 213V211H233ZM250 212V211H249ZM254 212H255V210H254ZM257 212V211H256ZM128 213H127V215L125 216V217H127V218H129V216H128ZM179 213V212H178ZM184 213V214H183ZM216 213V214H215ZM106 214V213H105ZM114 214H117L116 216L114 215ZM155 215V214H154ZM153 215V216H154ZM182 215L184 216L183 218H182ZM201 215H203L204 217L206 216L207 217V219H206V222L204 223V222H202L203 224H205L204 226H205V230L203 229V227H201L200 225H201V221L204 219V218H202V216ZM252 215V216H251ZM115 216V217H114ZM152 216V217H153ZM227 216V217H226ZM241 217V219H240V217ZM109 217V216H108ZM108 217L107 218H105V220L107 219L108 220ZM185 217L186 218H188L186 221H188L187 222V224H185ZM113 218V219H112ZM115 218V219H116ZM159 218V219H158ZM171 218V219H170ZM181 218V219H180ZM201 218H202V220H201ZM110 219V218H109ZM141 219H143L142 220V222H143V224H142V222H139L138 223V221H141ZM153 219H155V216H154V218ZM184 219V220H183ZM117 220V219H116ZM130 220H131V217H130ZM130 220H128V223L127 224H130V223H132V221H130ZM150 220H151V222H150ZM156 220V219H155ZM167 220H170V223H172V221H173V223L172 224H170L169 223V221H167ZM172 220V221H171ZM191 220V221H190ZM192 220H193V222H192ZM251 220V221H252ZM115 221V220H114ZM130 221V222H129ZM180 221H182V222H180ZM196 221V222H195ZM111 223L113 222V221H110ZM116 222V221H115ZM118 222H116V224L114 225V226H117L118 224ZM135 222H133L134 224H136ZM174 222H176L175 223V225H184L183 227L181 226V230H183L182 232H183V234H182V232L180 233L181 235H183L185 238H183V236H181L182 237V240H181V237H178L177 236V238H175V237H173L172 236V234L171 233H175V232H173L174 231V229H175V231H177V227H179V226H174L173 227V229L172 230H170L171 229V225L173 226V224H174ZM184 222V223H183ZM191 222V223H190ZM196 224H195V223ZM114 223V222H113ZM152 225H151V224ZM168 223V224H167ZM188 223H190L191 224V226H190V224H189V226H188ZM194 223V224H193ZM242 223H245V222H242ZM119 224V225H120ZM170 224V226H167V225H169ZM230 224H231V222H230ZM110 225V224H109ZM112 225V224H111ZM109 226V227H113V226ZM166 225V226H165ZM187 225V227H189V230H188V232H186V233H184V231H187V227H186V229H185V226ZM221 226L222 225V227H221V229H220V232L218 231L219 230V226ZM224 225V226H223ZM244 225H247L246 223L244 224ZM248 226H249V224H248ZM149 227H150V229H149ZM190 227H191V229L192 230H190ZM217 227V228H216ZM117 229H118V227H116ZM119 229H120V227H119ZM149 229V230H148ZM201 229L202 230H204V231H206V230H208L207 232H204V234L203 233H201L202 231H201ZM124 230V231H123ZM136 230H139L138 232H136ZM150 230H152L151 231V235H150ZM171 232H170V231ZM214 230L216 231V235H215V233H214ZM223 230V232L221 233V231ZM134 231V234H133V236L130 238L129 237V235L126 237V235L129 233H131V232H133ZM153 231H155V232H153ZM179 231V230H178ZM178 231H177V234H178ZM190 231V232H189ZM224 231H226V232H224ZM244 233H243V232ZM136 232V233H135ZM210 232V233H209ZM211 232H212V235H211ZM219 234H218V233ZM122 233H124V234H122ZM125 233H127V234H125ZM206 233H208V235L206 234ZM223 233H227L228 235H225V234H223ZM230 233V234H229ZM147 234V236H145ZM151 236V238L149 237V235ZM153 234V235H152ZM206 234V235H205ZM245 234V236H248V237H243V238H245L244 240H243V238H242V236L241 235H244ZM155 235H157V239H156V242H155V239L152 237V236H155ZM174 235V234H173ZM225 235V236H224ZM219 236H221L222 237V239H220L221 237H219ZM224 236V237H223ZM239 236V237H238ZM129 237V238H128ZM170 237V238H169ZM173 237V238H172ZM124 238H126V239H124ZM150 238V239H149ZM219 240H218V239ZM238 238H239V242H238ZM247 238H248V241H247ZM253 238H254V240H253ZM130 239V242H131V244L129 243V240ZM152 239H154V244L153 243H151V242H153V240ZM175 239L176 240H178V242H180L181 241V244H183L184 242V244H183V246L182 245H180V243H176L175 242ZM186 239V240H185ZM217 239V240H216ZM144 240V241H143ZM151 240V241H150ZM180 240V241H179ZM213 240H216V242L217 241H219V242H221L219 245V248H215L214 246H213V244H216L217 245V243H215V241H213ZM258 240H259V242H258ZM142 241L144 242V244L142 243ZM148 241H150L149 243H146V242ZM182 241H183V243H182ZM242 241V242H241ZM256 242V245H254L253 244V242ZM127 242H128V244H127ZM161 242V243H160ZM171 242V241H170ZM214 242V243H213ZM229 241H228V238H227V241L225 242V244L226 243H228ZM254 242V243H255ZM134 243V242H133ZM240 243V244H239ZM252 244V246H251V244ZM149 244L152 246V247H147V246H149ZM155 244H156V246H155ZM158 244V247L160 246ZM168 244H169V242H168ZM171 244V243H170ZM221 244H223V245H221ZM229 244V243H228ZM243 244V246H241ZM122 245H120V247L122 246ZM163 245H161V247L163 246ZM227 245V244H226ZM239 247H238V246ZM245 245V246H244ZM126 246H124V247H126ZM155 246V247H154ZM165 246V245H164ZM170 246V245H169ZM168 245H166L165 247H166V249H168V250H164L165 252H169V250H171L172 249V246H171V249H170V247H169ZM218 246V245H217ZM236 246V247H235ZM249 248H248V247ZM254 246V247H253ZM262 246V247H261ZM123 247V248H124ZM154 247V248H153ZM164 247V248H165ZM169 247V248H168ZM243 247V248H242ZM260 247V248H259ZM122 248V247H121ZM150 248L152 249V250H150ZM244 248H245V250H244ZM252 248V249H251ZM254 248V249H253ZM255 248H257L256 250H255ZM126 248H125V251L127 250ZM212 249H216V250H218V251H221V252H219V253H217L216 255L215 254H213L212 253ZM242 249L244 250L243 252H245L244 254H245V256L242 254L241 255V252H242ZM138 250V251H139ZM144 250V251H143ZM150 250V251H149ZM160 250H162V249H160ZM239 250H241V252L239 251ZM259 250V251H258ZM128 251V252H129ZM138 251L136 250L135 252H137L138 253ZM143 251V252H142ZM147 253H146V252ZM237 251H239L238 253H237ZM263 251V252H262ZM127 252V251H126ZM148 252H150V253H148ZM156 252V251H155ZM210 252H211V254H210ZM130 253V252H129ZM129 253H127L128 254V256H129ZM134 253V252H133ZM158 253H159V250H157V252H156V254L158 255ZM169 253V254H170ZM222 253V254H221ZM247 253H249V252H247ZM219 254L221 255V256H219ZM261 254H263V255H261ZM154 255V256H153ZM238 255V256H237ZM248 255V254H247ZM258 255H259V260H258ZM261 255V256H260ZM98 256V255H97ZM102 255L100 254V257H101ZM145 256V255H144ZM148 256V255H147ZM146 256V257H147ZM216 257V259H213L214 257ZM99 257V256H98ZM145 257V258H146ZM212 257V258H211ZM224 257V258H223ZM221 258H223V259H221ZM213 259V260H212ZM229 259V260H228ZM241 259V258H240ZM246 259V260H245ZM98 260V259H97ZM96 260V261H97ZM258 260V261H257ZM130 261L131 262H133L132 261V258H130ZM138 261V260H137ZM157 261V260H156ZM214 261H215V263H214ZM217 261V262H216ZM252 262H253V260H251ZM134 262H135V259H134ZM134 262H133V264H134ZM226 262V263H225ZM259 262V263H258ZM141 263V264H142ZM157 262H155V264H156ZM135 264H138V263H135Z\"/></svg>",
    "mask_w": 264,
    "mask_h": 264
}]
</instances>
